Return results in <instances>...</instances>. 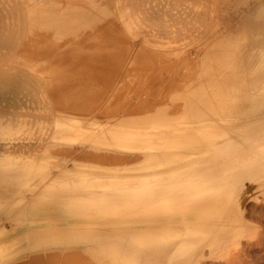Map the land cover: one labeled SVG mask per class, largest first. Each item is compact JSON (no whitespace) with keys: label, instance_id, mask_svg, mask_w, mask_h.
<instances>
[{"label":"rangeland","instance_id":"374dc122","mask_svg":"<svg viewBox=\"0 0 264 264\" xmlns=\"http://www.w3.org/2000/svg\"><path fill=\"white\" fill-rule=\"evenodd\" d=\"M21 1V2H20ZM26 1V0H25ZM25 1H23V0H0V159L2 160H10V162L12 161H14L15 163L14 164H16V163H18V164H16V165H18V166H20V167H23V166H25L26 165V163H27V152H30V151H33V152H38V155L41 153V154H46V151L49 149L51 152H49L48 154H46V155H50L51 157H52V160H49V158L48 159H40V161H38L37 162V165H45V166H49L50 168L52 167V169L54 170V171H56V170H59V169H66V168H68V169H75V170H77V172H79V173H82V175H84V177L86 178L85 180L86 181H88V182H94V181H96V180H99V179H95V178H103L101 181H103V182H106L107 180H121V181H125L126 179H127V181H131V183L133 184V186L135 187L136 186V184L137 183H139V182H141L142 180H144L146 177H152L153 176V173H152V171H150V170H148L147 168L146 169H144V167H143V169H142V166H141V164H144V161H145V150L146 149H143V148H133V149H135V150H133L132 148H126V149H129V150H132L133 152H129V150H128V152L126 151V149L124 150L121 146H120V140H118V139H115V140H107V138H106V136H104V135H102V134H100L101 136H99L98 134H96L97 136L93 139V141L91 142L90 141V143L89 144H86V141H85V139H83V140H79V141H77V142H75V143H71V142H67V141H65L64 142V140L62 139V141L61 140H59L58 138H56V144L55 143H53V144H55V145H53V146H50L49 147V141L51 140V141H53V137H54V135H55V128H56V126H57V123L58 122H66V123H70V120L71 121H81L82 120V123H83V125H84V127H88V126H90V124H89V122L91 123L93 120H95V121H97L96 123L97 124H101V125H105V127H107L108 125H110V126H108V129H110V130H114V131H116V130H119L121 127H123V126H125V125H131L132 124V126L135 124V123H137V122H141V123H143L142 125L143 126H145V125H148L149 126V124H148V122L149 121H151V124H152V122L153 123H162V122H166V121H168L169 120V118H170V120H177L181 115H182V117L184 118V116H185V119H187V120H185V119H180V120H185V124H186V122L188 123L187 125H191V126H200V125H202V124H207V125H213V124H217V122L218 121H221L220 120V118H222V119H224L223 120V122H231V119L233 118L232 116H231V111L230 110H225V114L223 113V114H221V113H218V115L219 116H216V115H214L213 117H216V118H214V119H211V120H204V119H207L208 117H212V115L210 114V116H206L205 114H207V112H206V109H204L205 108V105L206 104H210V105H212V104H214L215 102H173V103H171V102H125V103H123L122 102V100H121V90H122V87H124V85L125 86H129V87H137V88H142V89H152V90H154L155 92L157 91V89H160V87H162L163 86V88L164 87H167V88H175V90H176V93H179L180 94V92L181 91H184V92H182L180 95H182L183 93L184 94H193V93H197V92H210L211 90H214V89H216V90H222V89H225V88H227V87H229V88H231V86H233L234 85V83L232 82V84L230 83L231 81L229 80L230 78H227L228 76H230V74H231V72H233V75H235V76H237V77H246V78H250V77H248V75H250V76H252V74H253V76H252V78H251V82L249 83V86H251L250 87V93H252L253 92V94H252V96H250L251 98L249 99V101H247V102H243L244 103V105H246V104H251V102H255L256 104L255 105H260V103L261 102H264V95H261L260 96V94H256L255 93V91H257V93H259L261 90H260V88H259V86L261 85V82H260V80H261V78H264V73L262 72V71H264V68H263V70H261L260 72H259V70H257L256 68H254V66H256L255 64H256V60L258 59V51H256V50H254L253 49V43L252 42H246V41H244L243 40V36H239V34H240V30L241 29H239V27L240 26H242V19H241V17H239L238 16V12H239V10H240V7L242 6V5H252V6H254V5H260L261 4V6L262 7H264V0H260L259 2H258V0H241V2L239 1V0H227V3H226V1L225 0H222V2H221V0H143V1H141V0H122V1H128L127 2V4H126V2L124 3V2H122L121 0H115V2L116 3H114V0H39L38 2H37V0H36V2H34L35 0H27L26 2ZM29 1V2H28ZM41 1V2H40ZM58 1V2H57ZM62 1V2H61ZM98 1V2H97ZM108 1V2H107ZM130 1H131V3H130ZM139 1V2H138ZM33 2V3H32ZM45 2V3H44ZM46 2H47V4H46ZM49 2V3H48ZM67 2V3H66ZM78 2H80V5L79 4H72V3H78ZM93 2V4H90V3H92ZM95 2H96V4H95ZM113 2V3H112ZM120 2V3H119ZM233 2H235L234 4H233ZM242 2H247V3H242ZM17 3V4H16ZM25 3V4H24ZM27 3H29V5L27 4ZM32 3V4H31ZM55 3H58V4H55ZM62 3V4H61ZM65 3V4H64ZM112 3V4H111ZM123 3V5L125 6L126 5V7H124L123 5H121ZM130 3V4H129ZM133 3H135V5H133ZM138 3H140L139 4V6H140V8H139V6H138ZM148 3V4H147ZM224 3H226V4H224ZM237 3H238V7H234V5L236 6L237 5ZM242 5H241V4ZM22 4L23 5H26V7H25V9L26 10H23V7L24 6H22ZM49 4V5H48ZM108 4V5H107ZM114 4V5H113ZM31 5V6H30ZM128 5H130V8H128L129 6ZM138 7H137V6ZM28 6V7H27ZM48 6V7H47ZM52 6V7H51ZM107 6H108V8H107ZM121 6H123L122 8H121ZM128 6V7H127ZM32 7V8H31ZM64 7V8H63ZM69 7V8H68ZM112 7V8H111ZM120 7V9H122V11H124V10H126V11H128L129 9H131L132 11V14H131V12H130V10H129V12L130 13H128V12H126V11H124V13L122 14L120 11V13L118 12V8ZM132 7V8H131ZM134 7V8H133ZM135 7H136V9H135ZM141 7H142V9H141ZM28 8V9H27ZM72 8H74V9H72ZM105 8V9H104ZM110 8V9H109ZM114 8V9H113ZM116 8H117V10H116ZM127 8H128V10H127ZM137 8H138V10H137ZM227 8V9H226ZM233 8V9H232ZM258 8V7H257ZM256 8V9H257ZM31 9H34L32 12H30L31 11ZM41 10V12H45V14H43V13H38L39 12V10ZM59 9H60V11H59ZM62 9V10H61ZM66 9V10H65ZM67 9H70V10H67ZM78 9H80V10H78ZM84 10V11H86L87 9H92L93 11H96L97 10V12L96 13H99L98 14V16H96V13H93L92 12V16L88 13V12H90V11H87V14L86 13H84L86 16L87 15H90V16H88L87 17V19H88V21H87V23H85L84 21H83V23L84 24H81L82 26H80L79 24L82 22V19H80V18H83V16H84V14H83V12H82V14H83V16H81L82 14H81V11L82 10ZM107 9H109V11L107 10ZM114 11H113V10ZM141 9V10H140ZM10 10V11H9ZM14 10V11H13ZM17 10V11H16ZM101 10H103V11H106L107 10V13L105 14L104 12H102ZM150 10V11H149ZM36 11H38V12H36ZM46 11H47V13H46ZM65 11L67 12V13H69V11H75V12H78V13H73V12H70L69 14H73L74 16H72L71 15V20H69L68 19V17L67 16H70V15H68L67 14V16L65 17ZM98 11H100V12H102V13H104L103 14V17H105V19L103 18V20H105V22L103 23V20H102V18H101V16H102V14L100 13V12H98ZM116 11V12H115ZM175 11V12H174ZM33 12H36V13H33ZM63 12V13H62ZM108 12H109V14H108ZM113 12L115 13V14H122V15H124V16H122L123 18L125 17V19H123V18H120L119 19V17L118 16H121V15H115V14H113ZM118 12V13H117ZM126 12V13H125ZM143 12V13H142ZM32 13H33V15H32ZM57 13V15L59 16H62V17H59V21H58V19H55V18H58L57 17V15H56V17H54L53 15H49V14H56ZM140 13V14H139ZM159 13V14H158ZM34 14H35V16H39V18H41V19H39L38 18V20H36L35 21V17H34ZM41 14V15H40ZM75 14H76V16H75ZM78 14V15H77ZM95 14V15H94ZM107 14L108 15H113V17L116 19V25L118 24V22H119V24L117 25L118 26V28H120V27H122L123 25H125V26H123L124 27V29H125V27L127 28V29H125L126 30V32L124 33V34H127L128 35V33L129 34H131V36L133 35V37L135 38V36H136V39H137V41L136 42H138V43H136L135 42V40L136 39H134V38H132V37H130L129 39H128V41L126 40V38L122 35V33L120 34V32H121V29H118V28H116V31H115V28H114V30L113 31H115V32H117V33H119L120 35H122V37L124 38H122V37H120L119 38V35L118 36H114V35H117V33L115 34L112 30H111V28H113V25H115L114 23H115V21H114V18H113V21H112V19H111V21H110V19L108 20L107 19ZM125 14H127V16H125ZM130 14L132 15V17L130 16ZM161 14V15H160ZM43 15H45L44 17H43ZM99 15H101L100 17H99ZM104 15H106V16H104ZM136 15V16H135ZM138 15V16H137ZM140 15V16H139ZM237 15V16H236ZM47 16H48V18H47ZM94 16H95V18H94ZM117 16V17H116ZM164 16V17H163ZM53 18V20H52V18ZM73 17V18H72ZM77 19V21L78 20H81V21H79L78 23V25L80 26L79 28H81L82 27V29H80L81 31L82 30H84L85 32H86V28L88 27H86V26H84V25H92V24H90V22H89V20H92V21H94V22H96L99 18H101V19H99V20H101V22L103 23L102 25H101V28H100V25L98 24V23H101V22H96V25H92V27H94L95 28V26H96V29L95 30H100V33L99 34H97L99 31H94L93 33H96V35L95 36H98V35H100L101 37H104V38H106V34H107V32H108V29H107V27H108V25H109V27H111L110 26V23H113V24H111L112 25V27L110 28V31L108 32L110 35H108L110 38H111V40L108 38V36H107V38L109 39H104V38H101V40H105L104 42H106V43H104V42H102L103 44H106V47H108V48H106V49H103V47L104 46H102V43H101V40H100V37H97L96 38V40L98 41V38H99V40L100 41H96L95 40V36H93V33H89L90 32V30L92 29V28H90V30H89V27H91V26H89L88 27V33L90 34V35H88L87 34V32L85 33V32H81V34L78 32L79 30H78V25H75L74 23H77V21L75 22V18ZM79 19H78V18ZM96 17H99L98 19L96 18ZM128 17V18H127ZM131 17V18H130ZM135 17L136 18H138L139 17V19H138V22L140 23V24H138V23H136V21H137V19L136 20H133V19H135ZM141 17H143V18H141ZM145 17V18H144ZM163 17V18H162ZM239 17V18H238ZM45 18V19H44ZM61 18L63 19V20H61ZM84 18H86L85 16H84ZM83 18V20H85ZM91 18V19H90ZM94 18V19H93ZM108 18H110V17H108ZM118 18V19H117ZM127 18V19H126ZM133 18V19H132ZM165 18V19H164ZM238 18V19H237ZM36 19H37V17H36ZM72 19H74L73 21H72ZM97 19V20H96ZM108 21H107V20ZM123 20V23H122V26H120V21L119 20ZM130 19H131V21H130ZM141 19V20H140ZM145 19V20H144ZM148 19V20H147ZM194 19L196 20V21H194ZM39 20H43V21H41V24L39 23ZM45 20H46V23H44V26H42L43 24V22H45ZM47 20H49L50 21V23H51V20L52 21H54L56 24H55V27H54V23L52 24L51 23V28H52V30L54 29V31H53V34L51 35L50 33L52 32V30H50L51 28H50V25H49V21H47ZM58 22H57V21ZM121 20V21H122ZM124 20H128L127 22L126 21H124ZM31 21H33L34 23L36 22V24H34L33 22H31ZM38 21V22H37ZM71 21H72V23H71ZM86 21V20H85ZM107 21V22H106ZM133 21V24H134V26L132 25V22ZM220 21V22H219ZM241 21V22H240ZM27 22H31L30 24L29 23H27ZM62 22H64V25H63V27L62 28H60V30H59V27L60 26H62ZM166 22V23H165ZM172 22V23H171ZM34 24V28H33V31H29L31 34H29V33H26V31L28 32V30H29V26L31 25V24ZM37 23H39V29L38 30H40V32L39 31H35L36 29H37V27L38 26H36L37 25ZM60 24V26H59V24ZM89 23V24H88ZM93 23V22H92ZM108 23V25H106V30L104 29V27L103 26H105V24H107ZM127 23L129 24V25H127ZM143 23V24H142ZM221 23H223V24H221ZM241 25H240V24ZM58 24V25H57ZM141 24L144 26H141ZM145 24V25H144ZM148 24V25H147ZM46 25H48L47 27H49L50 29H49V33L47 34V32H46V30L48 29H46ZM53 25V26H52ZM65 25L67 26V29H69V30H71V28L69 27V26H72V28L74 27V28H76L74 31L72 30V31H68L67 32V29H65L66 30V32L67 33H69V36H73V34L72 33H74V35L76 34V33H79L80 35H82V34H84L85 35V37L83 38V37H77V36H75V38H73V37H70L69 39H71V38H73L72 39V41H70L69 39H68V35L66 34V32H65V30H64V27H65ZM115 25V26H116ZM139 25V26H138ZM221 25V26H220ZM27 26H28V28H27ZM59 26V27H58ZM114 26V27H115ZM116 26V27H117ZM130 26V27H129ZM223 26V27H222ZM247 26H249V27H247L248 29H249V31L250 32H252V33H255L257 30H259L260 32H263L262 34H264V25H262V24H255V25H253V24H251V25H247ZM36 27V28H35ZM42 29H41V28ZM139 27V28H138ZM153 27V28H152ZM157 29V33H159V34H157L156 33V35H155V33H153V32H155V28ZM32 27H30V29H31ZM46 30H45V29ZM58 28V29H57ZM84 28V29H83ZM94 28H93V30H94ZM128 28H129V30H128ZM137 28H138V30H137ZM141 28V29H140ZM146 28V29H145ZM148 28V29H147ZM150 28H151V30H150ZM181 28H182V30H181ZM222 28V29H221ZM238 28V29H237ZM241 28V27H240ZM35 29V30H34ZM57 29V30H56ZM104 29V30H103ZM117 29H118V31H117ZM141 31H140V30ZM153 29V30H152ZM166 29H167V32H166ZM169 29V30H168ZM237 31H236V30ZM45 30V31H44ZM59 30V31H58ZM125 30H123L122 29V31L124 32ZM137 30V32L135 33V31ZM143 30V31H142ZM144 30H146V31H144ZM147 30H149V31H147ZM171 30V31H170ZM101 31H103V32H101ZM153 31V32H152ZM232 31V32H231ZM238 31H239V33H238ZM248 31V30H247ZM33 32H35L36 33V35L38 36H36L35 35V33H33ZM37 32H39V35H38V33ZM91 32H92V30H91ZM110 32H113L114 33V35H113V33H110ZM128 32V33H127ZM142 33V35H140L139 33ZM144 32H149V34H150V32H151V34H153V37L154 38H151V37H149V35H148V33H147V37L148 38H146L145 37V35L144 34H146V33H144ZM174 32V33H173ZM222 32V33H221ZM59 33V34H58ZM106 33V34H105ZM144 33V34H143ZM162 33H164V34H162ZM166 33H168V35H169V38H168V40H169V42H170V40L172 39H174V40H176L175 42H174V40H173V44L175 45V46H173L172 45V43L171 44H169V43H167V44H169L170 46L172 45V49L174 50V52H172V53H176L175 55H174V57H172V58H169V57H171V55L173 56V54H169V52H171V47L170 46H168L167 44H166V42L168 41V40H165V36H168ZM185 33V34H184ZM192 33V34H191ZM229 33H234V34H236V35H238V38H237V40L236 39H233L232 37H231V40H230V42L228 41V43L230 44V43H232L233 42V46L231 45V46H229V45H226V44H228V43H226V44H224L223 45V42H225L224 40H229V39H227V37H230V35H229ZM238 33V34H237ZM27 34H29V35H31V36H29V37H31V40H32V38H34V37H32V35L34 34V36H36V38L37 39H35L34 38V40H38V44L37 43H32V41H34V40H30L29 41V43L27 42L28 41V39H30V38H28L27 39ZM50 34V35H49ZM54 34H55V36H54ZM58 36H62L60 39H61V41H62V38L64 39L62 42L60 41V39H58L57 37V35ZM87 34V35H86ZM102 34H104V36L102 35ZM134 34H135V36H134ZM162 34V35H161ZM173 34V36H170V35H172ZM191 34V35H190ZM233 34V35H234ZM49 35V36H48ZM76 35H78V34H76ZM92 35V36H91ZM126 35V36H127ZM140 35V36H139ZM144 35V36H143ZM161 35V36H160ZM175 35H176V39H175ZM219 35V36H218ZM225 35V36H224ZM227 35V36H226ZM236 35H234L235 36V38L237 37ZM54 36V37H53ZM86 36H90V37H94V39L92 40V39H90V38H86ZM112 36H114V37H112ZM128 36H130V35H128ZM128 36H127V38H128ZM143 36V38H142V40L143 41H141V38L140 37H142ZM159 38H158V37ZM192 36H194V37H192ZM206 36L208 37V38H206ZM210 36H212V37H210ZM233 36V37H234ZM77 37V38H76ZM118 37V38H117ZM163 37V38H162ZM171 37H173V38H171ZM224 37H226V39L224 38ZM81 38V39H80ZM83 38V39H82ZM85 38H86V40L88 41V39H90V44L89 43H87V42H85L86 40H85ZM132 38V39H131ZM154 41H152V43L151 44H149V42L148 43H146V41H149V40H151V39ZM160 38H162V39H160ZM190 38H192V39H190ZM203 38V39H202ZM204 38H205V40H204ZM222 38V39H221ZM24 39H27V41H25ZM55 39H57V43L59 44H61V45H59V46H62V47H60L61 49H59V48H57L56 46H58V44L56 43V40ZM115 39H116V42H115V44L117 43V41H118V43L117 44H119V45H115L113 42L115 41ZM131 39V40H130ZM134 39V40H133ZM147 39V40H146ZM149 39V40H148ZM156 39V40H155ZM160 40V41H158V43H156V41L157 40ZM240 39H242V40H240ZM95 40V41H94ZM119 40H121V41H119ZM130 40V41H129ZM132 40H133V42H132ZM146 40V41H145ZM171 40V41H172ZM222 40V41H221ZM237 42H236V41ZM241 41V42H238V41ZM27 42V44H26V47L25 48H23L24 50L23 51H21V53H20V55H22V53L25 55V60L27 59L28 61L27 62H30L29 61V59H28V57L26 58V56L28 55H30V60L32 59L33 61H35L34 59H36L37 57L36 56H39V57H41V60H39L38 61V63H40V64H38L37 63V59H40L39 57L36 59V64L35 63H33V61L31 62L32 64H28V63H26V62H24L23 63V60H22V58L20 57V59L19 60H17L18 59V56H20V55H18L19 53H18V49H20L21 48V46H22V42ZM39 41H40V43H39ZM51 41V42H50ZM92 41H94L93 42V44L91 43ZM113 41V42H112ZM179 41H180V43H182L181 45L179 44ZM202 41V42H201ZM35 42V41H34ZM42 42H49L48 44H46V43H43V44H41ZM113 43V45H110V44H112ZM128 42L130 43V45L128 44ZM132 42V43H131ZM141 42H143V44L145 43L146 45H144V47L146 46L147 48H148V46L151 48V49H153V51L152 50H144V49H146V48H144L143 46H141V48H140V50H139V47H140V45L142 44ZM222 42V43H221ZM244 42V43H243ZM245 42H246V44H245ZM32 43V44H31ZM97 43V46H98V51H100V54H95L94 52H93V47H91V50H92V52L97 56H93V58H92V55L93 54H91V53H89V52H91L90 50H89V48H90V46H92V45H94V44H96ZM123 45V47L121 46V44ZM135 45H134V44ZM186 43V44H185ZM202 43V44H201ZM214 43V44H213ZM240 44V46H239V44ZM258 42H256V44H257ZM51 44V46L50 47H47V45L49 46ZM63 44V45H62ZM87 44V45H86ZM107 44H109L111 47L112 46H116V48H117V51H118V49L121 51V49H122V53L120 52L119 54L120 55H118V53H117V56L115 55V54H113V53H115V52H113V51H111V53L110 54H108L109 52H107L109 49L111 50V48H109L110 46L109 45H107ZM126 44H128L127 45V47L125 46ZM142 44V45H143ZM149 44V45H148ZM152 44H154L153 46H154V48L152 47ZM162 44V45H164L163 47H161L160 48V45ZM167 46H166V45ZM191 44V45H190ZM205 44V45H204ZM215 44H217L215 47L213 46V45H215ZM32 45V46H31ZM46 45V46H45ZM87 46V48H88V50H87V48L86 47H83L82 48V46ZM151 45V46H150ZM161 45V46H162ZM185 45V46H184ZM203 45V46H202ZM229 46L228 48L229 49H231V47H233L234 48V45H237V46H239V48L241 47V45H242V50H241V48H240V50L238 49V51L239 52H237L236 50H234L235 51V53H236V55H235V53H234V51L233 52H230L231 50H229V53H231V55L233 54V55H235V56H231V61L232 60H235L234 58H236V60L235 61H233V64H231V61H229L228 59V56H230L229 55V53L228 52H226V49L225 50H223L224 48H222L221 46ZM23 46H25L24 44H23ZM97 46H95L96 47V49H97ZM118 46H121L122 48L120 49ZM125 46V47H124ZM184 46V48L183 49H181L182 47ZM211 46H213L214 47V49H213V47H211ZM219 46V47H218ZM250 46V47H249ZM55 47L57 48V49H55ZM94 47V48H95ZM142 47H143V49H142ZM160 49H159V48ZM178 47L181 49V50H179L178 49ZM186 47V48H185ZM206 47V48H205ZM219 49H218V48ZM220 47H221V49H222V52H221V49H220ZM236 47V46H235ZM247 47H249L250 48V50L247 48ZM113 48V47H112ZM124 48V49H123ZM125 48H126V50H125ZM128 48V49H127ZM129 48H131V49H129ZM134 48H136L135 50H134ZM169 48V49H168ZM203 48H205V49H203ZM209 48H210V50H209ZM212 48V49H211ZM236 48H238V47H236ZM246 48V49H245ZM31 49H32V52H33V56L31 55V52H29V51H31ZM65 51H64V50ZM138 49V50H137ZM154 49H155V51H154ZM57 50H63L61 53L58 51L57 52ZM113 50H115V48H113ZM130 50V51H129ZM146 51L145 52V54L143 53V51ZM161 50V51H160ZM172 50V51H173ZM176 50V51H175ZM189 50H190V52H189ZM208 50V52H206ZM217 50H218V52H217ZM19 51V52H20ZM66 51H68V53H66ZM98 51L96 50V52L98 53ZM126 51H128L127 53L128 54H126L125 52ZM135 51H136V54H135ZM139 51V53L138 54H140V55H138V56H136L137 55V52ZM140 51L143 53V55H142V53H140ZM147 51H148V53H147ZM151 51V52H150ZM162 51H164V52H162ZM166 51V52H165ZM180 51H181V55H180ZM213 53H212V52ZM241 51V52H240ZM248 51V52H247ZM252 51L254 52V54L252 53ZM18 54H17V53ZM75 52H76V54L78 53V55H76L75 54ZM102 52H106L107 54L105 55H102L103 53ZM119 52V51H118ZM168 52V53H167ZM179 52V53H178ZM196 52V53H195ZM205 52V53H204ZM246 52V53H245ZM250 52L253 54V56L254 57H252V56H250V55H252V54H250ZM30 53V54H29ZM44 53L45 54H47L46 56H47V58L45 59L44 58ZM53 53H55V54H53ZM57 53H59L58 55L60 56V57H63L61 60H64L65 61V59H66V56H67V58H68V61H69V65H67L68 64V61L66 60L65 62H67L66 63V66L65 65H62L63 67H61L60 65H59V63H60V61L61 60H59L60 59V57H58V55H57ZM62 53H64L63 55H62ZM66 53V54H65ZM134 53V54H133ZM155 53H156V55L158 54V56H155ZM166 53L167 54H169L168 55V57L167 56H165L164 57V54L166 55ZM198 53H199V55H198ZM227 53V54H226ZM238 53L240 54L239 56H238ZM242 53V54H241ZM245 53V54H244ZM15 54H17L18 56L16 57V55ZM53 54V55H52ZM76 55V57L77 58H79V59H82V57L84 58V59H82V60H78V59H76V58H74V55ZM151 54V56H149ZM178 54H179V56H178ZM191 56H190V55ZM207 54V55H206ZM220 54H223V56H224V54H225V56L224 57H222V55H220ZM247 54H248V56H250V58L247 56ZM57 55V56H56ZM80 55H83L81 58H80ZM99 55H101V56H104V57H98ZM108 55V56H107ZM110 55H112V56H110ZM113 55H115L117 58H115V59H113V58H110V59H112V61L113 60H115V62L117 63L116 65H123L124 64V62H125V64L123 65L124 66V69H123V66H122V68H120L121 70H119V67L117 68L116 66H115V62L114 63H112L111 61H110V59H109V57H114ZM122 55V56H121ZM127 55H130L129 57H130V59H129V57H127ZM148 55V56H147ZM155 57H154V56ZM183 55V56H182ZM185 55V56H184ZM187 55H189V56H187ZM205 55V56H204ZM210 55V56H209ZM216 55H218V56H216ZM134 56V57H133ZM195 57L196 56V58H194L195 60H191V59H193V57ZM202 56V57H201ZM227 56V57H226ZM238 58H237V57ZM245 56V57H244ZM247 56V57H246ZM12 57H15V58H12ZM31 57H33V58H31ZM52 57V60L50 59V58ZM64 57H65V59H64ZM96 59V60H94L95 61V63L93 62V60L91 59ZM96 57V58H95ZM106 57H108V58H106ZM119 57V58H118ZM137 57V59H135ZM142 57H143V59H144V61L146 62H144L143 61V59H142ZM182 57V58H181ZM232 57H234V58H232ZM50 59V61H53L54 59L56 60V58H58V61H59V63L57 64V62L55 63V60L53 61L54 63V65L56 66V64H57V66L55 67L54 65H52V62H50L49 60H47V59ZM54 58V59H53ZM99 58V59H98ZM133 58H134V60H135V62H134V60H133ZM149 58H150V60H149ZM158 58V59H157ZM202 58V59H201ZM214 58V59H213ZM225 58H226V61L224 62V60H225ZM255 58V59H254ZM14 59H16L15 61H13ZM45 59V60H44ZM78 60V62L76 61V60ZM86 59H88V60H86ZM89 59H91V60H89ZM102 59H103V61H102ZM105 59H106V61H105ZM116 59H119L120 61H121V59H122V61L123 62H120L119 60V62L120 63H122V64H120V63H118V61H116ZM128 59V60H127ZM133 60V63H131V64H133L134 66H132L131 64H130V61H132ZM170 59V60H169ZM175 59V60H174ZM178 59V60H177ZM205 59V60H204ZM210 59V60H209ZM248 59H249V62H247L248 61ZM24 60V61H25ZM73 60V61H72ZM86 60V61H85ZM98 60H99V62H98ZM138 60V61H137ZM167 60V61H166ZM169 60V61H168ZM172 60V61H171ZM179 61V62H177V61ZM189 60V61H188ZM207 60V61H206ZM251 60V61H250ZM255 60V61H254ZM20 61V62H19ZM46 61H49L48 63H51V66H49L48 65V63L46 62ZM83 61H85V63H87V65L86 66H84L85 64H84V62ZM87 61H89L90 63L92 62L93 63V66H92V63L91 64H89V62H87ZM97 61V62H96ZM142 61V62H141ZM152 61V62H151ZM157 61V62H156ZM193 61V62H192ZM204 63H203V62ZM209 61H210V63H212L213 65H214V67L215 68H217V69H215L213 66H212V64H209ZM212 61V62H211ZM220 61V62H219ZM223 62V65H222V62ZM229 61V62H228ZM9 62V63H8ZM19 62V63H18ZM62 62V61H61ZM65 62H64V64H65ZM80 62V66L82 65V66H84V67H87L88 66V68L86 69V68H84V67H79V65H78V63ZM82 62V63H81ZM103 62V63H102ZM105 62V63H104ZM109 62L110 63H112V65H113V68H115V69H117L116 71H114V69L112 68V66H109ZM148 62V63H147ZM183 62V63H182ZM227 62V63H226ZM251 62V63H250ZM25 63L27 64V65H25ZM63 63V62H62ZM96 63H97V65H96ZM105 65L106 64V66H109V67H106V66H104V68H105V70H103L104 68H103V65ZM128 63V64H127ZM135 63V64H134ZM140 63V64H139ZM154 63V64H153ZM220 64V66H218L219 64ZM227 65H226V64ZM242 63H243V65H242ZM254 63V64H253ZM14 64H16V65H14ZM17 64H18V66H17ZM22 64H24V67H29L28 68V70H27V68H24V67H19V65L20 66H22ZM61 64V63H60ZM148 64V65H147ZM31 65H34V66H31ZM40 65V66H39ZM41 65H42V67H45L46 68V70H45V68L44 69H42V68H39V67H41ZM71 65H72V70H71V72L70 71H68L70 74H72V73H74V71L75 70H73V69H76L77 67V69H81L80 71L79 70H77L76 69V71H78L76 74H75V76L77 75V74H79V76L81 75V71H82V68H84V69H86L85 71L83 70L82 71V74H88V73H92V70H93V72L95 73V76L98 74L100 77H102V80H101V78L99 77V80L101 81V82H103V83H101L100 84V82H99V80L98 81H96L95 82V78H98V77H95L94 76V74L92 75L93 77H95V78H93L90 74H88L90 77H89V79H90V82H89V80H87L88 78V76L86 77V76H84V78H82L81 76V78L83 79H81V81H80V79H79V77H76L78 80V82L77 83H84V84H87V83H85V82H87L88 81V84H91V85H94V86H96V87H93L92 89L93 90H91V91H93L94 92V94H93V92H92V94L94 95V97L95 98H93V97H91L90 98V95H91V93L89 94V92H91L89 89H88V85H85V86H83L84 87V89H85V92H86V90H87V93L89 94V100H91V99H93V102L94 103H96V104H92L93 102H90V104L88 103L89 102V100H87V101H85L84 100V102H83V100H82V102H83V104H85L84 106H85V110H86V112L89 114V116H90V118L89 119H86L87 117H89L88 115H85V111L83 110V108H80V107H82L83 106V104L81 105L80 104V102H79V104L77 103V101H79L80 100V98L83 96L84 97V95L82 94V96L81 97H79L80 96V94H79V99H77V94L78 93H81V92H84V89H83V87H81V89H83V90H81L80 89V87H77V90L78 89H80V91L78 90V92L76 93V89H74L75 88V86H78V84L76 83V80L74 79L75 77H74V75H70L68 72H66L67 71V69H69V67H71ZM77 65V66H76ZM89 65H91V66H89ZM99 65V66H98ZM101 65H102V67H101ZM118 65V66H119ZM139 65V66H138ZM140 65H142V66H140ZM180 65H182V67L180 66ZM207 65V66H206ZM225 65H226V67L228 68L229 67V70L231 69V71L229 72V70H228V72L230 73H227V72H224L225 70H224V68H225ZM237 65H239V67H237ZM251 65H253V67L251 66ZM58 66H60V67H58ZM69 66V67H68ZM74 66V67H73ZM75 66H76V68H75ZM95 66H96V68H95ZM98 66V67H97ZM115 66V67H114ZM125 66H127V69H126V67ZM137 66V67H136ZM176 66V68H174ZM190 66V67H189ZM210 66H212V68H210L209 69V67ZM241 66V67H240ZM244 66V67H243ZM39 69H41L40 70V72L41 71H43V73L44 72H47V77H45L46 76V74L44 75L42 72L40 73V72H37V70H38V68ZM53 67H55L56 68V71H55V68H53ZM58 67V68H57ZM65 67V68H64ZM91 67V72L88 70L89 68ZM94 67V68H93ZM121 67V66H120ZM180 67V68H179ZM192 67V68H191ZM199 69V71H198V69ZM234 67H236V69L237 70H235V68ZM243 67V68H242ZM60 68L63 70H66V71H64L63 70V72H62V70H60ZM98 68V69H97ZM108 68V69H107ZM111 68V69H110ZM170 68H171V70H170ZM215 69V70H213V71H215L216 72V77H214V79L216 80L217 79V75H218V78L219 79H217V80H220L219 81V83H216V82H218L217 80L215 81V82H210V81H214L212 78H211V76L213 77L214 75L213 74H215V72H213L212 71V69ZM221 68V69H220ZM227 68H225V69H227ZM37 69V70H36ZM54 69V70H53ZM71 69V68H70ZM126 69V70H125ZM174 71H173V70ZM182 69V70H181ZM192 69V70H191ZM200 69H201V72H200ZM202 69H207V70H202ZM219 69V70H218ZM240 69V70H239ZM36 70V72H34ZM47 70H49V71H47ZM98 70H100V71H102V72H98ZM161 70V71H160ZM177 70V71H176ZM197 70V71H196ZM212 71L213 72V74H210L211 76H210V79L211 80H209V81H207L206 80V76L205 75H207V73L209 72V71ZM233 70V71H232ZM241 70H243V72L242 73H244L245 72V74L247 75V76H245V75H242L241 76V72H239V71H241ZM57 71H59L60 73V75H61V77L59 76V79L61 80H58V78H56V72ZM97 71V72H96ZM108 71V72H107ZM112 71H114L113 73H112ZM119 73H118V72ZM190 71H192V73L190 72ZM204 71H206V73L204 72ZM227 71V70H226ZM66 72V73H65ZM85 72V73H84ZM104 72V73H103ZM109 72H110V75H109ZM121 72H122V74H121ZM128 72V74H126L125 75V73H127ZM172 72V73H171ZM174 72H176L175 74H176V76L173 74ZM204 72V73H203ZM36 73V74H35ZM48 73H49V75H52L53 74V77L52 76H50L49 77V75H48ZM52 73V74H51ZM58 73V72H57ZM101 73V74H100ZM106 73H107V75H106ZM115 73V74H114ZM117 73H118V75H117ZM143 73V74H142ZM170 73H171V75L172 76H174L173 78H174V80H173V78H172V76H170ZM197 73V74H196ZM200 73V74H199ZM223 73H226V74H229L228 76L225 74V76H223ZM241 73V74H240ZM257 73H258V75H257ZM43 74V75H42ZM64 74V75H63ZM131 74H133V75H131ZM154 74H156L155 75V77H154ZM165 74H167L166 75V77H165ZM196 74V75H195ZM209 74V73H208ZM254 74H255V76H254ZM34 75V76H33ZM39 77H38V76ZM67 75V76H66ZM97 75V76H98ZM120 75V76H119ZM123 75V76H122ZM153 75V76H152ZM160 75V76H159ZM161 75H164V77L162 76L161 77ZM193 75V76H192ZM199 75H201V77L199 76ZM203 75V76H202ZM232 75V74H231ZM232 75V76H233ZM65 76V77H64ZM71 76V77H70ZM72 76H73V78H72ZM104 76V77H103ZM113 76V77H112ZM146 76V77H145ZM200 78H202L201 79V84H199L200 86H198V88H196L197 86L196 85H198V81H200V80H197V79H199V77ZM220 76V77H219ZM37 77V78H36ZM46 78V80H47V82H48V84H51V83H53L54 85H48V84H46L47 85V87H48V89L50 88V90L51 89H54V91L53 92H51V91H46V90H48L44 85H45V83H46V80L44 79L43 80V78ZM49 77V78H48ZM63 77V78H62ZM67 77H69V78H67ZM127 77H130V78H128L129 79V81H128V79H127ZM131 77L132 78H134V79H131ZM140 77V78H139ZM144 77H145V79H147L148 81V83H146V80H142V79H144ZM149 77H150V79H149ZM159 77V78H158ZM171 78V79H169V78ZM188 77V78H187ZM206 77V78H205ZM227 78V80H226V78ZM256 77V78H255ZM57 79V80H55V81H53L52 79ZM64 78H65V80H64ZM87 78V79H86ZM93 78V79H92ZM106 80V83L104 82L105 80ZM123 78V79H122ZM165 78V79H164ZM203 78H205V79H203ZM209 78V77H208ZM40 79H42L41 81H40ZM50 79V80H49ZM63 79V80H62ZM73 80L74 81V84H72L73 83V81H71V82H69V84H71V85H69L68 84V81H66V80ZM110 79H111V81H113V82H111L110 81ZM115 79V80H114ZM120 79V80H119ZM127 79V80H126ZM136 79V80H135ZM141 79V80H140ZM152 79V80H151ZM159 80V79H161V80H159L158 82H157V80ZM195 79H196V81H195ZM221 79H222V81H221ZM86 80V81H85ZM91 80H93L92 82L93 83H91ZM131 80V81H130ZM134 80V81H133ZM154 80V81H153ZM156 80V81H155ZM165 80V81H164ZM190 80V81H189ZM203 80V81H202ZM204 80H206V82H208V85H207V83L204 81ZM51 81H53V82H50ZM83 81V82H82ZM120 81H121V83H120ZM134 83H133V82ZM145 81V82H144ZM177 81H179V82H177ZM229 81V82H228ZM44 82V83H43ZM58 82V83H57ZM60 82H62V84H65L64 86H62L63 87V89L65 88V91L66 92H69V91H71L70 89L72 88V87H74L72 90H73V92L71 91V95H73L74 93L76 94H74L75 96H76V98H74L73 96V100L70 98V94H68L67 93V95H69V96H65L64 94H66L65 92L63 93V95H64V97H62L63 95H62V93L61 92H63V91H61L62 89H59L58 90V88L57 89H55V88H52V86L53 87H56L55 85H58ZM66 82V83H65ZM100 84V87H98L97 85H98V83ZM110 83V84H112V86H110V84L108 85V83ZM117 83V86H119V84H121V86H120V88L119 87H117L116 86V83ZM125 82V83H124ZM130 82V83H129ZM140 84H139V83ZM163 82L165 83V85L163 84ZM174 82V83H173ZM180 82H182V84L180 83ZM195 82H196V84H195ZM203 82V83H202ZM105 83V84H104ZM119 83V84H118ZM131 83H133V84H131ZM144 83H146V85L144 84ZM161 83V84H160ZM185 85H184V84ZM200 83V82H199ZM209 83H211V84H209ZM213 83V84H212ZM214 83H216V84H214ZM61 84V83H60ZM59 84V85H60ZM61 84V85H62ZM67 84V85H66ZM77 84V85H76ZM104 84V85H103ZM188 84V85H187ZM203 84V85H202ZM217 84H220V85H217ZM228 84V85H227ZM58 85V86H59ZM61 85L59 86V88H61ZM69 85V86H68ZM73 85V86H72ZM80 86L81 85H83V84H79ZM91 85L89 86V88L91 87ZM105 85H107V86H105ZM123 85V86H122ZM131 85V86H130ZM139 85V86H138ZM144 85V86H143ZM153 85V86H152ZM176 85V86H175ZM177 85H179V86H177ZM254 85V86H253ZM72 86V87H71ZM108 86H109V88H110V90H109V88H108ZM143 86V87H142ZM148 86V87H147ZM86 87V88H85ZM101 87L103 88V90H104V92H103V90L101 89ZM179 87H181V88H179ZM186 87V88H185ZM255 87V88H254ZM46 88V89H45ZM97 88V89H96ZM101 90H100V89ZM108 88V89H107ZM179 88V89H178ZM185 88V89H184ZM228 88V89H229ZM44 89V90H43ZM69 89V90H68ZM99 89V90H98ZM108 91H107V90ZM177 89L179 90V91H177ZM181 89V90H180ZM41 90H43V91H41ZM57 92H56V91ZM68 90V91H67ZM75 90V91H74ZM88 90H89V92H88ZM113 90H115V92H116V94H115V92L113 91ZM120 90V91H119ZM226 90V89H225ZM107 91V92H106ZM47 92H51V95H48V94H50V93H47ZM55 92V93H54ZM58 92H59V94H58ZM84 92V93H85ZM97 92H98V94H97ZM105 92L107 93V95L109 96H107L106 94H105ZM114 94H113V93ZM46 93V94H45ZM52 93H53V95L54 94H56V95H58V96H55V97H59V95L62 97V98H64L63 100H65V102H68V97H69V100L71 99L73 102H74V99L76 100V102L74 103V104H76V107H77V105H78V108H76L75 107V105H73V102L72 101H70V102H68V104H69V106H68V104H66V103H64V102H62L63 100H62V98L60 99V98H56V100L54 99L55 97H53L52 99H51V96H53L52 95ZM70 93V92H69ZM73 93V94H72ZM86 93V94H87ZM109 93V94H108ZM111 93V94H110ZM119 93V94H118ZM228 93V92H227ZM256 94V95H255ZM42 95H43V97H42ZM93 95H91V96H93ZM106 95V96H105ZM114 95V96H113ZM110 96H111V98H110ZM256 96V97H255ZM81 98V99H85V97L84 98ZM86 97V98H87ZM98 97H100V98H104L103 99V102H102V100H100V99H98V100H100L101 102H99L96 98H98ZM66 98V99H65ZM87 98V99H88ZM106 98H108L107 100H106V102L107 103H105V99ZM207 100H209V99H195V98H193V99H191V101H207ZM210 100H212V99H210ZM224 101H232V98H231V92L230 93H228V96L226 97V98H224L223 99ZM57 101H59L58 102V106L55 104V106L53 105L54 103H57ZM61 101V102H60ZM62 103V104H61ZM99 103H101V104H99ZM183 103V104H182ZM216 103H219V102H216ZM231 103H234V102H221V104H231ZM48 104L51 106V108H49L48 107ZM60 104V105H59ZM71 104H72V106L73 107H70L71 106ZM87 104V105H86ZM91 104L93 105V106H91ZM103 104V105H102ZM109 104V105H108ZM175 104V105H174ZM39 105V106H38ZM67 105V106H66ZM88 105H90V106H88ZM94 105H96V106H94ZM105 105L106 106H110L109 108L108 107H106L105 108ZM134 105H135V107H134ZM164 105V106H163ZM184 105V106H183ZM186 105V106H185ZM188 105H192V109L190 110L189 109V106ZM262 105V104H261ZM53 106V107H52ZM58 108H57V107ZM62 106H63V108H62ZM67 108H69V110H71L72 112L70 113V111L68 110V108H67V110L65 109V107ZM86 106H88L89 107V109H88V107L86 108ZM139 106H140V108H139ZM169 106H170V108H169ZM172 106V107H171ZM183 106V107H182ZM60 107V108H59ZM91 107H92V109H93V107H94V109H93V115H92V109H91ZM96 107V108H95ZM102 109H101V108ZM163 107H165V110H164V108ZM185 107V108H184ZM214 106H212V107H210V108H213ZM56 108L57 109H59V112H61V113H63L64 115H66V114H68L69 116H66V118L64 117V115L62 116H60V114H59V117L61 118H59L58 117V114H57V117H56V114H54V113H57V111H56ZM74 108H76L77 110H74ZM81 110H80V109ZM145 108V109H144ZM148 108V109H147ZM171 108H172V112H171ZM175 108V109H174ZM183 108V109H182ZM191 108V107H190ZM78 109H79V112H82V115H81V113L79 114L78 112H76V111H78ZM88 109V110H87ZM97 109V110H96ZM105 109H107L106 111H105ZM131 109V110H130ZM140 109H142V112H141V110ZM153 109H155V110H153ZM159 110V111H157V110ZM170 109V110H169ZM182 109V110H181ZM189 110V112L190 113H188V111H186V110ZM65 110V113L63 112ZM75 112H74V111ZM100 110H101V113H99L100 112ZM104 110V111H103ZM115 110V111H114ZM139 110V111H138ZM183 110H185V111H183ZM56 111V112H55ZM66 111H68V112H66ZM91 113H90V112ZM94 111H96V112H94ZM112 111H114V112H112ZM119 111V112H118ZM154 111H156L157 113H158V115L160 116H156V122L155 121H153L154 120V117H151V118H149L150 116L148 115V114H150L151 115V113L152 114H156ZM164 111H166L167 112V114L166 115H168L167 117H165V115H164ZM203 111V112H202ZM205 111V112H204ZM74 112V114H72ZM133 112V113H132ZM151 112V113H150ZM227 112V113H226ZM86 113V114H87ZM120 113V114H119ZM161 113V114H160ZM186 113H187V115L189 114V116L192 114V118H191V116L190 117H188V116H186ZM77 114H79V115H77ZM97 114V115H96ZM130 114V115H129ZM146 114V115H145ZM178 114V115H177ZM183 114H184V116H183ZM221 114V115H220ZM72 115H74L73 117H75V116H77V118H73L72 117ZM99 115H101L100 117H99ZM140 115L142 116H146V117H148V120H147V118L145 117V119H144V117L142 118L141 117V120H140ZM148 115V116H147ZM177 117H176V116ZM170 116H172V117H174V118H171ZM193 116H194V118H193ZM79 117V118H78ZM81 117H84V118H82V119H80ZM158 117V118H157ZM212 117V118H213ZM220 117V118H219ZM63 118V119H62ZM68 118L70 119V120H68ZM94 118V119H93ZM107 118H111V121H110V119H107ZM122 118V119H121ZM128 118V119H127ZM130 118V119H129ZM133 118H135V119H133ZM175 118H177V119H175ZM60 119V120H59ZM109 122H112V120H113V122L115 123V124H111V123H109L108 124V121ZM118 119H119V121H118ZM138 119V120H137ZM143 119V120H142ZM189 119V120H188ZM193 119H194V121H193ZM198 120V121H196V120ZM210 119V118H209ZM103 121V122H101V121ZM104 120H106V121H104ZM118 122H117V121ZM120 120H121V122H120ZM127 120H129V121H127ZM134 120H137V122L136 121H134ZM146 120V121H145ZM165 120V121H164ZM192 120V121H191ZM254 120H257V119H254ZM73 121V122H74ZM94 121V122H95ZM126 121H127V123H126ZM157 121H160V122H157ZM189 121H191V122H189ZM204 121V122H203ZM214 121H215V123H214ZM72 122V123H73ZM107 122V123H106ZM117 122V123H116ZM213 122V123H212ZM105 123V124H104ZM119 123V124H118ZM108 124V125H107ZM145 124V125H144ZM150 124V125H151ZM163 124V123H162ZM115 126V127H114ZM147 127V126H146ZM162 129H164L165 127H166V125H162V126H160ZM115 128V129H114ZM107 129V130H108ZM62 132V131H61ZM62 133H64V134H62ZM61 134H60V132L59 133H57V135H62V136H65V135H67L69 132H62ZM85 134H87L88 132L86 131V132H84ZM117 140V141H116ZM50 141V142H51ZM58 141H61L62 142V144H63V142H64V144L62 145V144H60ZM106 141V142H105ZM111 142H112V144H111ZM45 143V144H44ZM97 143V144H96ZM109 143V144H108ZM116 143V144H115ZM38 144V145H37ZM52 143H50V145H51ZM75 144V146H73ZM76 144H78V146L76 145ZM46 145H47V148H46ZM63 147H62V146ZM81 145H83V146H85L86 147V149H84L83 148V146H81ZM111 147H110V146ZM114 145H116V147L114 146ZM36 146V147H35ZM42 146V147H41ZM61 146V147H60ZM108 146V147H107ZM119 146H120V148H119ZM64 147H66L65 149H64ZM69 147V148H68ZM75 147V148H74ZM93 147L95 148V149H93ZM115 147V148H114ZM34 148V149H33ZM53 148V149H52ZM55 148V149H54ZM61 148V149H60ZM72 148H73V150H72ZM89 148H90V150H89ZM104 148V149H103ZM108 148V149H107ZM118 148V149H117ZM39 149V150H38ZM83 149L84 150H86V151H83ZM114 149H116V150H114ZM121 150L122 149V151H118V150ZM48 150V151H49ZM54 150V151H53ZM58 150L60 151V152H58ZM77 152H76V151ZM92 150H94V151H92ZM105 150H106V152H105ZM124 150V151H123ZM138 150H139V152H138ZM73 151H75V152H73ZM79 151V152H78ZM83 152V153H81V152ZM100 151V152H99ZM103 151V152H102ZM134 151H136V152H134ZM141 151H143V152H141ZM23 152V153H22ZM26 152V153H25ZM55 153V155H54V153ZM63 152V153H62ZM86 154H85V153ZM96 152H98L99 154H97ZM109 152H111V153H109ZM89 153V154H88ZM102 153V154H101ZM109 153V155L107 156L106 154H108ZM54 155V157L52 156V155ZM72 154H73V156H72ZM74 154H76L75 156H74ZM96 156H95V155ZM112 154H114V155H112ZM112 155V156H111ZM118 157H117V156ZM122 155V158L120 157V156ZM123 155H124V157H123ZM58 156V158H63V160H60V162H59V160L58 159H55V157H57ZM62 156V157H61ZM65 156V157H64ZM71 156H72V158L73 157H75L74 159H72L71 158ZM100 156V157H99ZM125 156H129V157H125ZM69 159H68V158ZM79 157V158H78ZM140 157V158H139ZM71 158V159H70ZM81 158V159H80ZM118 158V159H117ZM65 159H67V161L65 160ZM90 159V160H89ZM96 159V160H95ZM103 159H105V160H103ZM126 159V160H125ZM49 160V161H48ZM66 161V162H63V161ZM71 160V161H70ZM77 160V161H76ZM89 160V161H88ZM112 160V161H111ZM139 160V161H138ZM197 158H186L185 160H182V161H179V162H176L175 164H170V165H168V166H165V167H163V172L164 173H167V172H169V171H172L173 169H180V170H182V169H189V167H191L193 164H194V162H197ZM62 161V162H61ZM73 161H76V162H73ZM78 161H80V163L83 165H81V166H77V164H80V163H78ZM83 161V162H82ZM96 161V162H95ZM70 162H72V165H70L71 163ZM85 162H86V164H85ZM91 162V163H90ZM101 162V163H100ZM133 162V163H132ZM75 163H77L76 165H75ZM84 163V164H83ZM94 163V164H93ZM97 163V164H96ZM118 163V164H117ZM68 164V165H67ZM89 166H91V168H87V167H89ZM123 164V165H122ZM133 164V165H132ZM74 165V166H73ZM94 167H96V166H99V167H102L101 165H103V167H104V165L106 166V167H104V169H102L101 170V168L100 169H94L93 168V166ZM120 165H122V166H126V168H128V165H129V167L130 166H136V165H138V167H139V165L141 166V169H138V170H133L132 169V171H130V170H124L125 169V167H123L124 169H122V167L120 166ZM112 168H114L115 166H116V168L115 169H117L116 171H110V170H112L111 169V167ZM98 167V168H99ZM102 167V168H103ZM119 167H121L120 169H122V171H118V169H119ZM93 168V169H92ZM107 168H110V170H106ZM132 168V167H131ZM130 168V169H131ZM137 168V167H136ZM115 169H113V170H115ZM119 169V170H120ZM129 169V168H128ZM87 173V174H86ZM88 174H90V176H88ZM107 176V178L106 177H104V176ZM131 176V177H130ZM145 176V177H144ZM104 178H106V179H104ZM95 179V180H94ZM201 181H200V180ZM106 180V181H105ZM37 179H34L32 182H31V184H28V185H30V190H31V192H30V196L28 195V197H25L24 198V196H22V194H20L19 193V189H20V186H16V187H14V189L12 190V191H10V192H0V264H4V263H6V264H55V262L57 261L56 259L57 258H59L58 259V261L56 262V263H58L59 264V262H60V264H65V261L67 262V263H69V264H97V262L99 263L100 262V260H101V262L99 263V264H105L106 262H107V264H111L113 261V263L112 264H120V263H122V264H124V262L125 261H127L129 258L127 257V255H126V250H125V254L124 253H122V254H119V253H121V252H119V250H117V248H118V245H119V247H121V248H125L126 249V241H127V246H129V244L132 246V244L134 243V246H135V244H137L135 247H137V246H139V244H141V243H143L142 245H144V244H147L148 245V243H147V240H146V238H150L151 237V235H148V233H146V230H148L149 229V231H150V229H152L153 231H150V232H153L154 233V235H157L158 234V237L159 236H162V235H159V234H161V233H163V232H166V231H168V230H175V231H181V230H187L188 231V233H190V234H197L198 233V231L200 230V229H204V225H206V223H204V222H207V224H209V225H211L212 224V222H213V220H216L217 218V215L216 214H212V213H207V212H204V211H200V210H192V211H190V212H187V213H185V211H184V209H183V211H181L182 209L179 207L178 208V212H177V214H176V216L174 217V219L173 220H168V219H163V220H159V221H156V223L153 221V219H150V218H132V219H128L127 221L126 220H122V219H118L117 221H115V223L117 224L116 226H104V225H102V226H96V227H90V226H79V225H77V223H71L70 221H61L62 223L61 224H56L57 222H56V218L55 219H53V220H50V219H47V218H45V217H42V216H39V217H36V218H34L33 220L32 219H28L27 217H25V215H23V213H24V210H25V208L29 205V203L32 201V199H34L33 197H31L32 195H35V199H37V200H39V201H41V202H54L55 201V196L53 195V194H51V191H48L47 189H46V187H47V185H39V183H37ZM39 182V181H38ZM196 182L198 183V184H200L199 186L200 187H203L204 188V186H206L205 184H206V182H205V180L202 178V177H199L198 179H196ZM38 184V185H37ZM36 186V187H35ZM43 186V187H42ZM262 185H260L259 183H257L256 185H254V186H252V188H251V194H250V196H249V198H248V200H247V210H246V221H247V224H249V225H247V227H248V230L247 229H245V231H247V237L248 238H250V239H248V238H246L245 237V235L241 238L242 240H240V243L239 244H237V245H234V246H231V243L230 244H227L224 248H222V249H218V250H215L214 252H211V253H209L208 251H207V254H206V256L204 257V259H203V261H202V264H209V262H210V264H238L239 262H240V260L242 261L241 263H239V264H246V263H251V264H264V257L262 258V255H260V253L261 254H263L264 253V251H262V250H264V249H262L264 246H263V244H262V242H264V223H263V221H264V216L262 217V216H260V214H258L257 215V213H258V211H259V213L261 212V215L263 214L264 215V209L262 208L263 206H264V186H262ZM40 187V188H39ZM261 187V188H260ZM46 193H48V196H46L47 194ZM256 193V194H255ZM259 195H258V194ZM45 194V195H44ZM50 195V196H49ZM256 195V196H255ZM67 197L66 198H68V197H71V195H66ZM261 197V198H260ZM19 198V199H18ZM30 198H31V200H30ZM259 198V199H258ZM13 199V200H12ZM16 201H19V202H16ZM251 201V202H250ZM252 201H253V203H255V204H253L252 203ZM21 202V203H20ZM17 203V204H16ZM20 204H21V206H20ZM251 204V205H250ZM257 204H258V206H257ZM182 205V204H181ZM180 205V206H181ZM260 205V206H259ZM6 206V207H5ZM253 207V209H251L250 207ZM259 207V208H258ZM183 208V207H182ZM252 210V211H251ZM139 212V211H138ZM137 211L135 212V211H133L132 212V214L133 215H135L136 213H138ZM193 212V213H192ZM185 213V214H184ZM195 213V214H194ZM208 214V216H207V214ZM252 213V214H251ZM254 213H256V215L254 214ZM249 214V215H248ZM254 214V215H253ZM144 215H147V214H144ZM149 215V214H148ZM253 216H254V218H253ZM255 216H256V218H257V216H259L257 219L255 218ZM184 217H187L188 218V220L187 221H184L183 220V218ZM6 219V220H5ZM258 219H260V220H258ZM253 221V222H252ZM3 222V223H2ZM7 224H6V223ZM123 222H128V223H126V224H124ZM138 222V223H137ZM259 222V223H258ZM162 223V224H161ZM251 224V225H250ZM6 225V226H5ZM7 225H9V226H7ZM194 226H195V228H194ZM140 229H139V228ZM162 227H163V229H162ZM205 227H208V229H210L211 228V226H205ZM65 228V229H64ZM133 228L135 229V232H132L131 233V230H133ZM143 228L145 229L144 231L145 232H143ZM165 228V229H164ZM121 229V231H119ZM123 229H125V230H123ZM130 229V230H129ZM138 229L139 230H141L142 232H143V234H141V236H143V237H139L140 238V241L142 240V238H144L145 240V242H141L140 243V241H139V244L138 243H135V242H137L136 240H139V239H136V238H138V236L136 237V235H139V233H141V231L139 232L138 231ZM191 231H190V230ZM212 229V228H211ZM44 230V231H43ZM105 230V231H104ZM109 230V231H108ZM113 230V231H112ZM261 230V231H260ZM126 231H130L129 233H131V234H129V235H132V234H134V239L133 238H130V237H132V236H129L128 235V233H126ZM134 231V230H133ZM138 231V232H137ZM148 231V232H149ZM121 232V233H120ZM157 234H156V233ZM159 232H161V233H159ZM249 232H251V233H249ZM252 232H254V233H252ZM262 232V233H261ZM33 235H32V234ZM125 233H126V235H125ZM153 233H150V234H153ZM31 234V235H30ZM245 234H246V232H245ZM250 234H252V235H250ZM123 237V239H124V243L125 244H123V242H120V244H117L116 242V239H118V241H119V239H120V237L121 236ZM144 235H146L145 237H144ZM250 235V236H249ZM84 236V237H83ZM87 236V237H86ZM108 236V237H107ZM112 236H113V240L111 239L112 238ZM128 236V237H127ZM140 236V235H139ZM150 236V237H149ZM164 236V235H163ZM251 236H253V237H251ZM262 236V239L260 238ZM75 237V238H74ZM92 237V238H91ZM104 237V238H103ZM107 237V238H106ZM110 237V238H109ZM122 237H121V239H122ZM136 237V238H135ZM78 238H80V239H78ZM89 238V239H88ZM153 238H154V236H153ZM156 238V237H155ZM154 238V239H155ZM47 239V240H46ZM66 241H64V240ZM67 239L69 240V241H67ZM73 239V240H72ZM107 239H111V245H113V244H115L116 246L113 248V247H111V245L109 244V242L110 241H108V242H103V243H100L102 240L103 241H107ZM128 239H131L130 241L128 240ZM136 239V240H135ZM152 239V238H151ZM243 239H245V241H244V243L246 244L247 243V245H245V244H243ZM75 240V241H74ZM77 240V241H76ZM80 240V241H79ZM83 240V241H82ZM97 240V241H96ZM153 240V239H152ZM46 241H48V242H46ZM86 241V242H85ZM88 241H90V243L88 242ZM92 241V242H91ZM95 241V242H94ZM121 241V240H120ZM128 241H129V243H128ZM134 241V242H133ZM154 241V240H153ZM152 241V242H153ZM251 241V242H250ZM255 241L256 242H258L257 244L255 243ZM260 241H262V242H260ZM42 242V243H41ZM81 242V243H80ZM112 242H113V244H112ZM148 242H149V239H148ZM61 243V244H60ZM63 243V244H62ZM70 243V244H69ZM100 243V244H99ZM104 243H105V245H104ZM106 243L107 244H109V245H107V247H106ZM119 243V242H118ZM121 243L123 244L122 246H121ZM132 243V244H131ZM251 243V244H250ZM43 244V245H42ZM81 244H83L82 246H81ZM86 244V245H85ZM102 244V245H101ZM248 244H250V245H252V246H250L251 247V249H250V247L248 246ZM142 245H140V246H142ZM147 245H144V246H147ZM259 245H261V246H259ZM41 246H43V247H41ZM77 246H78V248H77ZM84 246V247H83ZM93 246V247H92ZM104 246V247H103ZM253 246L255 247V248H253ZM258 246V247H257ZM54 247V248H53ZM65 247V248H64ZM111 247V248H110ZM227 247H230V248H228L227 249ZM232 247H234V248H232ZM260 247H261V249H260ZM43 248V249H42ZM49 248V249H48ZM64 248V249H63ZM67 248V249H66ZM80 248V249H79ZM95 250H94V249ZM121 248H119V249H121ZM248 248V249H247ZM45 249V250H44ZM74 251V254H73V252H72V250ZM79 249V250H78ZM113 249V250H112ZM230 249V250H229ZM253 249H255L254 251L257 253V254H259L258 256H259V259L261 258L262 260H259L257 257V259L255 258V260L253 261V259L251 260L250 258H254L255 256H256V254H255V252L253 251ZM257 249H259V250H257ZM27 250V251H26ZM41 250V252L44 254V255H46V256H44L41 252H39ZM48 250V252H45V251H47ZM49 250H51V252H49ZM54 250H57V251H54ZM78 250V251H77ZM88 250V251H87ZM92 250V251H91ZM93 250H94V254H93ZM100 250V251H99ZM123 251H124V249H122ZM240 250L241 251H243V253L241 252V254H237V253H240ZM248 250V251H247ZM257 250V251H256ZM35 251H38V252H35ZM61 251H62V253H61ZM64 251V252H63ZM92 253H91V252ZM119 253H118V252ZM121 251V250H120ZM122 251V252H123ZM260 251V252H259ZM76 252L78 253V255L76 254ZM81 252V253H80ZM98 252H100V254L98 255ZM227 252V254H225ZM250 254H252V253H254V255L252 254V255H250ZM252 252V253H251ZM259 252V253H258ZM37 253V254H36ZM47 253V254H46ZM82 253H84V255H82ZM103 253V254H102ZM223 253V254H222ZM31 254H33V255H31ZM36 254V255H35ZM39 254V255H38ZM40 254H42V255H40ZM49 254H52V257L49 255ZM68 254V255H67ZM213 254V255H212ZM250 256H248V255ZM51 257H49V256ZM57 255V256H56ZM65 255V256H64ZM69 255H71L70 257H69ZM73 255V256H72ZM80 256V257H82V259L80 258V257H77V256ZM104 255V256H103ZM106 255L110 258V260H108L109 258L108 257H106ZM222 255V256H221ZM234 255V256H233ZM241 257V259L239 258V256ZM30 256V257H29ZM32 256V257H31ZM36 258V260H35V258ZM62 256H63V258H62ZM84 256H87L86 257V259H85V257ZM98 256H100V257H98ZM104 257L103 258V260H102V258L101 257ZM246 256H248L247 257V259H245L246 258ZM253 256V257H252ZM264 256V255H263ZM28 257H29V259H28ZM45 257H46V260H48L47 262H45L44 260H45ZM56 257V258H55ZM61 257V258H60ZM75 257V258H74ZM96 257H97V259H96ZM114 257H115V260H114ZM238 257V258H237ZM242 257H243V259H242ZM28 260H27V259ZM42 258H44V260L42 259ZM47 258H49V259H47ZM52 258H55V260H53ZM64 258H65V261H64ZM68 258V259H67ZM78 258V259H77ZM84 258V259H83ZM88 258H90L89 259V261L87 262V261H83V260H88ZM108 258V259H107ZM111 258H113V260L111 259ZM127 258V259H126ZM21 259H22V261H21ZM53 260V261H50V260ZM71 259H73V261H70ZM75 259H77V260H75ZM125 261H124V260ZM131 259V258H130ZM238 259H239V262H238ZM251 261H250V260ZM60 260V261H59ZM78 260H80V261H78ZM244 260V261H243ZM6 261V262H5ZM18 261V262H17ZM24 261V262H23ZM82 261V262H81ZM103 261V262H102ZM115 261H116V263H115ZM129 261V260H128ZM125 262V264L126 263H129V262H133V259L132 260H130L129 262ZM235 261H237V262H235ZM259 263H258V262ZM21 262V263H20ZM41 262V263H40ZM64 262V263H63ZM105 262V263H104ZM213 262V263H212ZM224 262V263H223ZM235 262V263H234ZM129 264H132V263H129Z\"/></svg>","mask_w":264,"mask_h":264},{"label":"bare ground","instance_id":"6f19581e","mask_svg":"<svg viewBox=\"0 0 264 264\" xmlns=\"http://www.w3.org/2000/svg\"><path fill=\"white\" fill-rule=\"evenodd\" d=\"M17 1V0H16ZM23 1H25V0H23ZM27 1V0H26ZM25 1V2H26ZM31 1V0H30ZM39 0H37V2H38ZM70 1V0H69ZM122 1V0H121ZM141 1H143V0H141ZM226 1V3H227V0H225ZM240 2H241V0H239ZM245 1V0H244ZM260 0H258V2H259ZM21 2V1H20ZM29 2V1H28ZM34 2H36V0L34 1ZM41 2V1H40ZM58 2V1H57ZM62 2V1H61ZM98 2V1H97ZM108 2V1H107ZM117 2V1H116ZM115 2V0H114V3H116ZM122 2H124V1H122ZM126 2V1H125ZM124 2V3H125ZM128 2V1H127ZM127 2H126V4H127ZM139 2V1H138ZM221 2H222V0H221ZM261 2V1H260ZM33 3V2H32ZM31 3V4H32ZM45 3V2H44ZM49 3V2H48ZM67 3V2H66ZM113 3V2H112ZM111 3V4H112ZM118 3V2H117ZM120 3V2H119ZM130 3H131V1H130ZM129 3V4H130ZM226 3H224V4H226ZM235 2H233V4H234ZM242 3H247V2H242ZM17 4V3H16ZM25 4V3H24ZM28 5H29V3H27ZM46 4H47V2H46ZM55 4H58V3H55ZM62 4V3H61ZM65 4V3H64ZM72 4H79L80 5V2H78V3H72ZM90 4H93V2L92 3H90ZM95 4H96V2H95ZM139 4L140 3H138V6H139ZM148 4V3H147ZM241 4V3H240ZM49 5V4H48ZM59 5V4H58ZM108 5V4H107ZM114 5V4H113ZM121 5H123V3L121 4ZM133 5H135V3H133ZM242 5V4H241ZM22 6H24L23 7V10H26L25 9V7H26V5H23L22 4ZM31 6V5H30ZM124 6V5H123ZM123 6H121V8L123 7ZM129 6V7H128ZM127 7L128 8H130V5H128ZM137 6V5H136ZM137 6V7H138ZM28 7V6H27ZM48 7V6H47ZM52 7V6H51ZM124 7H126V5L124 6ZM234 7H238V3H237V5L235 6L234 5ZM258 7V8H257ZM32 8V7H31ZM64 8V7H63ZM69 8V7H68ZM107 8H108V6H107ZM112 8V7H111ZM128 8H127V10H128ZM132 8V7H131ZM134 8V7H133ZM139 8H140V6H139ZM257 8V9H256ZM28 9V8H27ZM72 9H74V8H72ZM105 9V8H104ZM110 9V8H109ZM109 9H107L108 11H109ZM114 9V8H113ZM112 9V10H113ZM119 10H118V12L120 11L122 14L124 13V11H126V10H124V11H122V9H120V7L118 8ZM135 9H136V7H135ZM141 9H142V7H141ZM140 9V10H141ZM227 9V8H226ZM233 9V8H232ZM34 9H31V11L30 12H32ZM39 10V9H38ZM62 10V9H61ZM66 10V9H65ZM67 10H70V9H67ZM78 10H80V9H78ZM82 10V9H81ZM107 10L106 11H103V10H101L102 12H106L107 13ZM116 10H117V8H116ZM130 10V12L132 11L131 9H129ZM129 10L128 11H126V12H128V13H130L129 12ZM137 10H138V8H137ZM10 11V10H9ZM14 11V10H13ZM17 11V10H16ZM59 11H60V9H59ZM84 10H82L81 11V14H82V12H83ZM87 11H90V12H88L91 16H92V12L93 13H96L97 12V10L96 11H93L92 9H87L86 11H84L83 12V14L84 13H86L87 14ZM114 11V10H113ZM150 11V10H149ZM36 12H38V11H36ZM36 12H33V13H36ZM44 12V11H43ZM43 12H41V10H39V12L38 13H43ZM61 12V11H60ZM68 12V11H67ZM66 11H65V17L67 16V14L68 15H70V16H67L68 17V19L69 20H71V15L72 16H74L73 14H69L70 12H75V11H69V13H67ZM79 12V11H78ZM78 12H75V13H78ZM98 12H100V11H98ZM102 12H100L101 14H102V16L101 15H99V17L101 16V18H102V20H103V18L105 19V17H103V14L104 13H102ZM116 12V11H115ZM117 12V13H118ZM119 12V13H120ZM125 12V13H126ZM175 12V11H174ZM33 13H32V15H33ZM46 13H47V11H46ZM63 13V12H62ZM105 13V14H106ZM143 13V12H142ZM43 14H45V12L43 13ZM79 14V13H78ZM77 14V15H78ZM83 14L81 15V16H83ZM98 14L99 13H96V16H98ZM108 14H109V12H108ZM107 14V16L108 17H110V18H108L106 15H104V16H106L107 17V19L109 20L110 19V21H111V19H112V21H113V18L115 17H113V15L111 14V15H108ZM113 14H115L114 12H113ZM122 14H115V15H121V16H118L119 17V19L120 18H123L122 16H124V15H122ZM131 14H132V12H131ZM130 14V16L132 17V15L134 14H132L131 15ZM140 14V13H139ZM159 14V13H158ZM41 15V14H40ZM46 15V14H45ZM45 15H43V17L45 16ZM50 16L51 15H53L54 17H56V15H57V13L56 14H49ZM80 15V14H79ZM90 15H85L84 14V16L86 17V18H84V16H83V18L86 20H83V18H80V19H82V22L79 24L78 22L79 21H81V20H78L77 21V19L75 18V22L77 21V23H74L75 25H80V26H82L81 24H84L83 23V21L85 22V23H87V21H88V19H87V17L88 16H90ZM95 15V14H94ZM161 15V14H160ZM75 16H76V14H75ZM116 16V17H117ZM125 16H127V14H125ZM136 16V15H135ZM138 16V15H137ZM140 16V15H139ZM237 16V15H236ZM238 16L239 17H241V19H242V26H240L239 27V29H241L240 30V34H239V36H243V40L244 41H246V42H252L253 43V49L254 50H256V51H258V59L256 60V66H254V68H256L257 70H259V72L261 71V70H263V68H264V34H262L263 32H260L259 30H257L255 33H252V32H250L249 31V29L247 28V27H249V26H247V25H251V24H253V25H255V24H262V25H264V7H262L261 6V4L260 5H254V6H252L251 4L250 5H242L241 7H240V10H239V12H238ZM34 17H35V21L36 20H38V18H39V16H35V14H34ZM36 17H37V19H36ZM53 17V18H54ZM57 17L58 18H55V19H58V21H59V17H62V16H58L57 15ZM93 17V16H92ZM99 17H96L97 19L99 18ZM130 17V18H131ZM164 17V16H163ZM162 17V18H163ZM238 17V18H239ZM47 18H48V16H47ZM52 18V17H51ZM53 18H52V20H53ZM73 18V17H72ZM78 18V17H77ZM78 18V19H79ZM89 18V17H88ZM94 18H95V16H94ZM93 18V19H94ZM101 18H99V19H101ZM128 18V17H127ZM126 18V19H127ZM141 18H143V17H141ZM145 18V17H144ZM237 18V19H238ZM39 19H41V18H39ZM45 19V18H44ZM91 19V18H90ZM96 19V20H97ZM97 20L98 22H101V20ZM106 19V20H107ZM118 19V18H117ZM123 19H125V17L123 18ZM133 19V18H132ZM137 19V21H136V23H138V24H140L139 22H138V19H139V17L138 18H136L135 17V19H133V20H136ZM165 19V18H164ZM51 20V23L53 22L54 23V27H55V20L54 21H52ZM61 20H63L62 18H61ZM74 19H72V21H73ZM107 20V21H108ZM122 20V19H121ZM121 20H119L121 23H120V26H122V23H123V20L121 21ZM141 20V19H140ZM145 20V19H144ZM148 20V19H147ZM41 21H43V20H39V23L41 24ZM47 21H49V20H47ZM57 21V20H56ZM57 21V22H58ZM72 21H71V23H72ZM91 21V22H90ZM95 21V20H94ZM94 21H92V20H89V22H90V24H92L93 26L94 25H96V22H94ZM106 21V22H107ZM114 21H115V25H116V22L118 21H116V19L114 18ZM124 21H128V20H124ZM130 21H131V19H130ZM194 21H196L195 19H194ZM31 22H33V21H31ZM31 22H27V23H31ZM38 22V21H37ZM93 22V23H92ZM105 22V20H103V23ZM129 22V21H128ZM220 22V21H219ZM241 22V21H240ZM34 23V22H33ZM31 24L30 26H29V30H28V32L26 31V33H29V34H31L32 32L31 31H33V26H34V24H36V22L34 23V24ZM39 23H37V25L36 26H38L37 27V29L35 30V31H39L40 32V30H38L39 29ZM44 23H46V20H45V22H43L42 24V26H44ZM49 23V25H50V28H51V23H50V21L48 22ZM52 23V24H53ZM72 23V24H73ZM102 22L101 23H98L99 25H100V28H101V25L103 24ZM132 23V25L134 26V24H133V21L131 22ZM166 23V22H165ZM172 23V22H171ZM47 24V23H46ZM59 24V23H58ZM57 24V25H58ZM89 24V23H88ZM111 24H113V23H110V26L112 27V25ZM118 24H119V22H118ZM117 24V25H118ZM124 24V23H123ZM143 24V23H142ZM141 24V26H143ZM221 24H223V23H221ZM240 24V23H239ZM240 24V25H241ZM63 25H64V22H62V26H60V24H59V30H60V28H62L63 27ZM78 25V32L81 34V32L83 31V32H85L84 30H80V29H82V27L81 28H79L80 26ZM92 25H84V26H91V27H89V30H90V28H92L91 30H92V32H91V30H90V32L89 33H93L94 31H99L97 34H99L100 33V30H95L96 29V26H95V28L94 27H92ZM106 25H108V23L107 24H105V26H103L104 27V29L106 28ZM115 25H113V28H111V27H109V25H108V27H107V29H108V32L110 31V28H111V30L113 29L114 30V28H115V31H116V28H118V26L116 27ZM127 25H129L128 23H127ZM145 25V24H144ZM148 25V24H147ZM48 25H46V32H47V34L50 32L49 31V27H47ZM53 26V25H52ZM68 26V25H67ZM67 26L65 25V27H64V30L65 29H67ZM73 26V25H72ZM72 26H69L70 28H71V30H69V29H67V32L69 31H74L76 28H72ZM115 26V27H114ZM123 26H125V25H123ZM120 27V28H118V29H123V30H125V29H127L126 27H125V29H124V27ZM139 26V25H138ZM221 26V25H220ZM30 27H32L31 29H30ZM45 27V26H44ZM88 27L85 29L86 30V32H87V34L88 35H90L89 33H88ZM130 27V26H129ZM144 27V26H143ZM223 27V26H222ZM27 28H28V26H27ZM36 28V27H35ZM41 28V27H40ZM93 28H94V30H93ZM139 28V27H138ZM138 28H137V30H138ZM153 28V27H152ZM155 28V27H154ZM42 29V28H41ZM58 29V28H57ZM56 29V30H57ZM84 29V28H83ZM103 29V30H104ZM118 29H117V31H118ZM122 29H121V32H120V34L122 33V35L126 38V40L128 41V39L130 38V37H132V38H134L133 37V35L131 36V34H129L128 32V35H130V36H128L127 34H124L125 32H126V30L123 32L122 31ZM141 29V28H140ZM139 29V30H140ZM146 29V28H145ZM148 29V28H147ZM156 29V28H155ZM222 29V28H221ZM238 29V28H237ZM44 30V31H45ZM50 30H52V28L50 29ZM58 30V31H59ZM106 30V29H105ZM112 30V31H113ZM128 30H129V28H128ZM137 30L135 31V33L137 32ZM150 30H151V28H150ZM153 30V29H152ZM169 30V29H168ZM181 30H182V28H181ZM236 30V29H235ZM248 30V31H247ZM31 33H30V32ZM49 31V32H48ZM53 31H54V29L52 30V32L50 33L51 35L53 34ZM76 31V30H75ZM74 31V32H75ZM115 31H113L115 34L117 33V32H115ZM141 31V30H140ZM143 31V30H142ZM144 31H146V30H144ZM147 31H149V30H147ZM157 31V29L155 30V32H153V33H155V35H156V32ZM171 31V30H170ZM237 31V30H236ZM39 32H37L38 33V35H39ZM65 32H66V30H65ZM66 32V34L68 35L67 37H68V39L70 38V37H73V38H75V36H77V37H85V33L84 34H82V35H80L79 33H76V34H78V35H74V33H72L73 34V36H69V33H67ZM101 32H103V31H101ZM107 32V34L108 35H110L109 33ZM113 32H110V33H113ZM119 32V31H118ZM166 32H167V29H166ZM232 32V31H231ZM33 33H35V32H33ZM104 33V32H103ZM114 33H113V35H114ZM144 33H146V32H144ZM143 33V34H144ZM148 33V35H149V37H151V38H154L153 37V34H151V32H150V34H149V32H147ZM147 33L146 34H144L145 35V37L146 38H148L146 35H147ZM174 33V32H173ZM222 33V32H221ZM238 33H239V31H238ZM237 33V34H238ZM29 34H27V39L28 38H30V39H28V41H27V39H24L25 41H27L28 43H29V41L31 40V37H29V36H31V35H29ZM49 34V35H50ZM59 34V33H58ZM86 34V35H87ZM106 34V33H105ZM105 35L106 36V38H107V36L108 35ZM119 33H117V35H114V36H118L119 35V38L120 37H122V35H120ZM140 35H142V33L140 32L139 33ZM157 34H159V33H157ZM162 34H164V33H162ZM161 34V35H162ZM167 35H168V33H166ZM185 34V33H184ZM192 34V33H191ZM190 34V35H191ZM234 33H229V35H230V37H227V39H229V40H224L225 42H223V45L224 44H226V43H228V41L230 42V40H231V37L233 38V39H236L237 40V38H238V35H236V34H234V35H236L237 37L235 38V36L233 35ZM35 35H36V33H35ZM48 35V36H49ZM57 35V34H56ZM96 35V33H93V36H95ZM101 35V34H100ZM100 35H98V36H95V40H96V38L97 37H100V40H101V38H104V37H101ZM103 36H104V34H102ZM128 36V38H127V36ZM139 35V36H140ZM143 35V36H144ZM151 35V36H150ZM160 35V36H161ZM37 36V35H36ZM36 36H34V34L32 35V37H34L35 39H37L36 38ZM54 36H55V34H54ZM53 36V37H54ZM58 36V35H57ZM92 36V35H91ZM111 36V35H110ZM114 36H112V37H114ZM134 36H135V34H134ZM143 36L142 37H140L141 38V41H143L142 40V38H143ZM170 36H173V34L172 35H170ZM219 36V35H218ZM225 36V35H224ZM227 36V35H226ZM234 36V37H233ZM38 37V36H37ZM56 37V36H55ZM62 37V36H61ZM60 36H58L57 38L58 39H60L61 38ZM76 37V38H77ZM90 38V39H94V37H90V36H86V38ZM158 37V36H157ZM169 38V35L168 36H165L164 38H165V40H168V38ZM174 37V36H173ZM173 37H171V38H173ZM192 37H194V36H192ZM210 37H212V36H210ZM34 38H32V40H34ZM73 38H71V39H69L70 41H72V39ZM82 38V39H83ZM86 38H85V40H86ZM106 38H104V39H106ZM108 38L111 40V38L108 36ZM107 38V39H108ZM118 38V37H117ZM123 38V37H122ZM131 38V39H132ZM139 38V37H138ZM137 38V39H138ZM150 38V39H151ZM159 38V37H158ZM163 38V37H162ZM162 38H160V39H162ZM206 38H208L207 36H206ZM225 39H226V37H224ZM81 39V38H80ZM90 39H88V41L86 40L85 42H87V43H89L90 44ZM108 39V40H109ZM124 39V38H123ZM130 39V40H131ZM134 39H136V36H135V38ZM133 39V40H134ZM137 39L135 40V42L137 41ZM175 39H176V35H175ZM190 39H192V38H190ZM203 39V38H202ZM222 39V38H221ZM31 40V41H32ZM56 40V43H57V39H55ZM64 39L62 38V41H63ZM94 40V41H95ZM99 40V38H98V41H100ZM129 40V41H130ZM133 40H132V42H133ZM147 40V39H146ZM145 40V41H146ZM149 40V39H148ZM156 40V39H155ZM172 40V39H171ZM170 40V42H169V40L166 42V44L167 43H169V44H171L172 42H173V40L171 41ZM204 40H205V38H204ZM235 40V41H236ZM240 40H242V39H240ZM238 41V42H241V41ZM35 41V42H34ZM34 41H32V43L34 44V43H37L38 42V40H34ZM37 41V42H36ZM60 41H61V39H60ZM61 41V42H62ZM74 41V40H73ZM72 41V42H73ZM94 41H92L91 43L93 44V42ZM97 41V40H96ZM97 41V42H98ZM105 41V40H104ZM103 40H101V43L102 42H104ZM119 41H121V40H119ZM152 39L151 40H149V41H146V43H148L149 42V44H151L152 43ZM158 41H160L159 39L156 41V43H158ZM176 40H174V42H175ZM222 41V40H221ZM232 41V40H231ZM27 42H22L25 46H23V44H22V46H21V48L20 49H18L19 51L21 50V51H23L24 49L23 48H25L26 47V44H27ZM51 42V41H50ZM113 42V41H112ZM111 42V43H112ZM115 42H116V39H115V41L113 42L114 44H115ZM131 42V43H132ZM151 42V43H150ZM154 42V41H153ZM202 42V41H201ZM237 42V41H236ZM246 42H245V44H246ZM256 42H258L257 44H256ZM31 43V44H32ZM39 43H40V41H39ZM43 43H46V44H48L47 42H42L41 44H43ZM104 43H106V42H104ZM113 43L112 44H110V45H113ZM117 43H118V41H117ZM116 43V44H117ZM136 43H138V42H136ZM142 44H143V42H141ZM222 43V42H221ZM244 43V42H243ZM38 44V43H37ZM58 44V43H57ZM115 44V45H116ZM121 44V43H120ZM128 44L130 45V43L128 42ZM128 44H126L125 46L127 47V45ZM134 44V43H133ZM140 45V47H139V50H140V48H141V46H143L144 47V45H146L145 43L143 44V45ZM148 44V45H149ZM165 44V45H166ZM169 44H167L168 46H170ZM179 44L181 45L182 43H180V41H179ZM186 44V43H185ZM202 44V43H201ZM214 44V43H213ZM239 44V43H238ZM59 45H61L60 43L58 44V46H56L57 48H59V49H61L60 47H62V46H59ZM63 45V44H62ZM87 45V44H86ZM82 46V48L83 47H86L87 48V46ZM107 45H109V44H107ZM109 45V46H110ZM112 46L113 48H115V50H113V48L110 46L109 48H111V50L109 49L107 52H109L108 54H110L111 53V51H113V52H115V53H113V54H115L116 56H117V53H118V55H120L119 53L121 52H123L122 51V47H123V45L121 44V46H118L120 49H121V51L118 49V51H117V48H116V46ZM117 45H119V44H117ZM135 45V44H134ZM154 44H152V47L154 48V46H153ZM160 45V44H159ZM162 45V44H161ZM160 45V48L161 47H163L164 45H162L161 46ZM166 45V46H167ZM172 45L173 46H175L173 43H172ZM172 45L170 46L171 47V52H169V54L171 53V54H173V56L171 55V57H169V58H172V57H174V55L176 54H174V53H172V52H174V50L172 49ZM191 45V44H190ZM205 45V44H204ZM217 44H215V45H213L214 47L216 46ZM221 46L222 48H224L223 50H225L226 49V52H228L229 53V50H231L230 52H233L234 50H236L237 52H239L238 51V49L240 50V48H241V50H242V45H241V47L239 48V46H240V44H239V46H237V45H234V48L233 47H231V49H229L230 47L229 46H233V42L232 43H228V44H226V45H229V46ZM32 46V45H31ZM46 46V45H45ZM51 46V44L48 46L47 45V47H50ZM95 46H97V43L96 44H94V45H92V46H90V48H89V50L91 51V52H89V53H91V54H93L92 55V58H93V56L95 55V54H100V51H98V46H97V49H96V47ZM102 46H104L103 47V49H106V48H108V47H106V44H103L102 43ZM124 46V47H125ZM147 46V45H146ZM144 47V48H146V49H144V50H152L153 51V49H151L149 46H148V48L147 47ZM151 46V45H150ZM182 46V45H181ZM185 46V45H184ZM184 46L181 48V49H183L184 48ZM203 46V45H202ZM213 46H211V47H213ZM238 47V48H236V47ZM55 47V49H57ZM91 47H93L92 49H93V52L95 53H93L92 52V50H91ZM95 47V48H94ZM106 47V48H105ZM143 47H142V49H143ZM214 47H213V49H214ZM219 47V46H218ZM217 47V48H218ZM221 47H220V49H221ZM229 47V48H228ZM250 47V46H249ZM249 47H247L249 50H250V48ZM159 48V47H158ZM159 48V49H160ZM179 47H178V49L179 50H181ZM186 48V47H185ZM206 48V47H205ZM205 48H203V49H205ZM216 48V47H215ZM124 49V48H123ZM128 49V48H127ZM129 49H131V48H129ZM136 48H134V50H135ZM162 49V48H161ZM169 49V48H168ZM212 49V48H211ZM219 49V48H218ZM229 49V50H228ZM246 49V48H245ZM64 50V49H63ZM63 50H60L61 52L63 51ZM87 50H88V48H87ZM88 50V51H89ZM96 50L98 51V53L96 52ZM125 50H126V48H125ZM138 50V49H137ZM173 50V51H172ZM209 50H210V48H209ZM18 51V55H20V53H21V51L19 52ZM59 50H57V52H58ZM59 51V52H60ZM65 51V50H64ZM63 51V52H64ZM130 51V50H129ZM143 51V50H142ZM154 51H155V49H154ZM161 51V50H160ZM176 51V50H175ZM251 51V50H250ZM29 52H31V55L33 54V52H32V49H31V51H29ZM60 52V53H61ZM128 51H126L125 53L126 54H128L127 53ZM145 52L146 51H143V53L145 54ZM151 52V51H150ZM162 52H164V51H162ZM166 52V51H165ZM189 52H190V50H189ZM206 52H208V50L206 51ZM212 52V51H211ZM217 52H218V50H217ZM221 52H222V49H221ZM241 52V51H240ZM248 52V51H247ZM66 53H68V51H66ZM65 53V54H66ZM103 54L102 55H106L107 53L106 52H102ZM139 53V51L137 52V55L136 56H138V55H140V54H138ZM140 53H142L141 51H140ZM143 53H142V55H143ZM147 53H148V51H147ZM168 53V52H167ZM166 53V55L164 54V57L165 56H167L168 57V55L169 54H167ZM179 53V52H178ZM191 53V52H190ZM196 53V52H195ZM205 53V52H204ZM213 53V52H212ZM223 53V52H222ZM234 53H235V51H234ZM246 53V52H245ZM244 53V54H245ZM252 53L254 54V52L252 51ZM251 52H250V54H252ZM17 54H15L16 55V57L18 56ZM30 54V53H29ZM48 54V53H47ZM47 54H45L44 53V58L46 57L47 58ZM53 54H55V53H53ZM52 54V55H53ZM59 53H57V55H58ZM64 53H62V55H63ZM75 54H76V52H75ZM134 54V53H133ZM135 54H136V51H135ZM182 53H181V51H180V55H181ZM227 54V53H226ZM242 54V53H241ZM253 54L252 55H250V56H252V57H254L253 56ZM22 55L25 57V55L22 53ZM22 55H20V56H18V59L17 60H19L20 59V57L22 58L23 56ZM47 55V56H46ZM56 55V56H57ZM60 55V54H59ZM58 55V57H60ZM74 55V54H73ZM76 55H78V53L76 54ZM76 55H74V58H76V59H78V60H82V59H84L82 56L83 55H80V58L82 57V59H79V58H77L76 57ZM115 55H113L114 57H109V59L110 58H113V59H115V58H117ZM190 55V54H189ZM189 55H187V56H189ZM198 55H199V53H198ZM207 55V54H206ZM220 55H222V57H224L225 56V54H224V56H223V54H220ZM229 55L230 56H228V60L229 61H231L230 59H231V56L233 55H231V53H229ZM235 55H236V53H235ZM235 55H233V56H235ZM240 54L238 53V56H239ZM33 56V55H32ZM64 56V55H63ZM68 56V55H67ZM67 56H66V59H65V57H64V59H65V61L67 60L68 61V58H67ZM96 56V55H95ZM101 55H99L98 57H100ZM108 56V55H107ZM110 56H112V55H110ZM122 56V55H121ZM130 55H127V57H129ZM144 56V55H143ZM148 56V55H147ZM149 56H151V54L149 55ZM154 56V55H153ZM155 56H158V54L156 55V53H155ZM154 56V57H155ZM178 56H179V54H178ZM183 56V55H182ZM185 56V55H184ZM191 56V55H190ZM205 56V55H204ZM210 56V55H209ZM216 56H218V55H216ZM247 56H248V54H247ZM246 56V57H247ZM250 56H248L249 58H250ZM22 58V60H23V63L24 62H26V63H30V64H32L31 62L33 61L32 59V61L30 60V55L28 56H26V58L28 57V59H29V61L30 62H27L28 60L26 59L25 60V58ZM37 58L39 57V56H36ZM69 57V56H68ZM97 57V56H96ZM95 57V58H96ZM101 57H104V56H101ZM100 57V58H101ZM134 57V56H133ZM193 57V56H192ZM202 57V56H201ZM227 57V56H226ZM237 57V56H236ZM245 57V56H244ZM12 58H15V57H12ZM31 58H33V57H31ZM36 58V59H37ZM40 59H37V63H38V61L39 60H41V57H39ZM45 58V59H46ZM50 58V57H49ZM47 59V60H49L50 61V59L52 60V57L50 58V59ZM63 57H60V59L59 60H61ZM91 58V57H90ZM91 58V59H92ZM106 58H108V57H106ZM119 58V57H118ZM182 58V57H181ZM194 58H196V56L195 57H193V59H191V60H195ZM232 58H234V57H232ZM238 58V57H237ZM34 59V58H33ZM36 59H34L35 61H33V63H35L36 64ZM44 59V60H45ZM54 59V58H53ZM75 59V60H76ZM91 59H89V60H91ZM99 59V58H98ZM129 59H130V57H129ZM135 59H137V57L135 58ZM142 59H143V57H142ZM145 59V58H144ZM144 59H143V61H144ZM158 59V58H157ZM202 59V58H201ZM214 59V58H213ZM235 60H236V58H234ZM255 59V58H254ZM16 59H14L13 61H15ZM21 60V59H20ZM25 60V61H24ZM55 60V59H54ZM53 60V61H54ZM78 60H76L77 62H78ZM86 60H88V59H86ZM85 60V61H86ZM93 60V62L95 63V61L94 60H96V59H92ZM119 59H116V61H118ZM128 60V59H127ZM132 60V59H131ZM133 60H134V58H133ZM133 60L132 61H130V64L131 63H133ZM149 60H150V58H149ZM170 60V59H169ZM168 60V61H169ZM175 60V59H174ZM178 60V59H177ZM176 60V61H177ZM205 60V59H204ZM210 60V59H209ZM235 60H232L231 61V64H233V61H235ZM42 61V60H41ZM49 61H46L47 63L49 62ZM53 61H50V62H52V65H54L57 61H58V58H56V60H55V63L53 62ZM63 63H62V62ZM60 61V63H59V61L57 62V64L59 63V65L61 66V67H63L62 65H65L66 66V63L67 62H65L64 60H61ZM73 61V60H72ZM85 61H83L84 62V66H86L87 65V63H85ZM102 61H103V59H102ZM105 61H106V59H105ZM110 61L112 62V63H114L115 62V60H113L112 61V59H110ZM120 61V60H119ZM118 61V63H120V62H123L122 61V59H121V61L119 62ZM138 61V60H137ZM167 61V60H166ZM172 61V60H171ZM189 61V60H188ZM207 61V60H206ZM226 61V58H225V60H224V62ZM228 61V62H229ZM251 61V60H250ZM255 61V60H254ZM20 62V61H19ZM18 62V63H19ZM64 62H65V64H64ZM87 62H89V61H87ZM97 62V61H96ZM98 62H99V60H98ZM134 62H135V60H134ZM142 62V61H141ZM145 62V61H144ZM152 62V61H151ZM157 62V61H156ZM177 62H179V61H177ZM193 62V61H192ZM203 62V61H202ZM212 62V61H211ZM220 62V61H219ZM222 62V61H221ZM247 62H249V59H248V61ZM9 63V62H8ZM25 63V65H27ZM54 63V64H53ZM82 63V62H81ZM92 63V62H91ZM90 62H89V64H91ZM103 63V62H102ZM101 63V64H102ZM105 63V62H104ZM112 63H110L109 62V66H112V68H113V65H112ZM146 63V62H145ZM148 63V62H147ZM183 63V62H182ZM204 63V62H203ZM227 63V62H226ZM225 63V64H226ZM251 63V62H250ZM29 64V65H30ZM38 64H40V63H38ZM57 64H56V66H57ZM117 63L115 62V66L118 68L119 67V70H121L120 68H122V66L125 64V62H124V64L123 65H116ZM120 64H122V63H120ZM128 64V63H127ZM135 64V63H134ZM140 64V63H139ZM154 64V63H153ZM209 64H212V63H210V61H209ZM219 64V63H218ZM254 64V63H253ZM14 65H16V64H14ZM48 65L49 66H51V63H48ZM67 65H69V61H68V64ZM78 65H79V67H84V66H80V62L78 63ZM96 65H97V63H96ZM103 65V64H102ZM102 65H101V67H102ZM126 65V64H125ZM132 66H134L133 64H131ZM148 65V64H147ZM222 65H223V62H222ZM227 65V64H226ZM226 65H225V68H227L226 67ZM242 65H243V63H242ZM17 66H18V64H17ZM31 66H34V65H31ZM40 66V65H39ZM55 66V65H54ZM55 66V67H56ZM60 66H58V67H60ZM77 66V65H76ZM76 66H75V68H76ZM89 66H91V65H89ZM92 66H93V63H92ZM99 66V65H98ZM97 66V67H98ZM104 66H106V64L105 65H103V68H104ZM109 66H106V67H109ZM114 66V67H115ZM121 66V67H120ZM139 66V65H138ZM140 66H142V65H140ZM181 67H182V65H180ZM207 66V65H206ZM212 66L214 67V65L212 64ZM212 66H210L209 67V69L210 68H212ZM218 66H220V64L218 65ZM252 67H253V65H251ZM19 67H24V64H22V66H20L19 65ZM35 67V66H34ZM52 67V66H51ZM55 67H53V68H55ZM57 67V68H58ZM69 67V66H68ZM74 67V66H73ZM115 67V68H116ZM126 67V69H127V66H125ZM137 67V66H136ZM190 67V66H189ZM237 67H239V65H237ZM241 67V66H240ZM244 67V66H243ZM242 67V68H243ZM24 68H27V70H28V68L29 67H24ZM38 68V67H37ZM39 68H42V69H44L45 67H42V65H41V67H39ZM38 68V70H37V72H40V70L41 69H39ZM65 68V67H64ZM71 68V69H70ZM78 68V67H77ZM76 68V69H77ZM84 68H88V66L87 67H84ZM84 68H82V71L84 70H86V69H84ZM94 68V67H93ZM95 68H96V66H95ZM115 68H113L114 69V71H116L117 69H115ZM174 68H176V66L174 67ZM180 68V67H179ZM192 68V67H191ZM197 68V67H196ZM215 68V67H214ZM212 69V71L213 70H215V69H217V68H215V69ZM224 68V72H227V73H229L230 71H231V69L229 70V67L227 68V69H225ZM235 68V70H237L236 69V67H234ZM76 69H73V70H75L74 71V73H72V74H70L68 71H70L71 72V70H72V65H71V67H69V69H67V71L66 70H64V71H66V72H68L70 75H74V79L76 80V83L79 81L76 77H79V79L82 77V78H84V76H88L86 79L87 80H89V82H90V79H89V75L88 74H94V76H95V73L93 72V70L91 69V67L88 69L90 72H91V70H92V73H88L87 75L85 74H82V71H81V77L79 76V74H77L76 76H75V74L78 72V71H76ZM91 69V70H90ZM98 69V68H97ZM108 69V68H107ZM111 69V68H110ZM123 69H124V66H123ZM125 69V70H126ZM198 69V68H197ZM221 69V68H220ZM36 70L34 71V72H36ZM45 70H46V68H45ZM54 70V69H53ZM60 70H62L61 68H60ZM63 70H62V72H63ZM77 70H81V69H77ZM103 70H105V68L103 69ZM102 70V71H103ZM170 70H171V68H170ZM173 70V69H172ZM182 70V69H181ZM192 70V69H191ZM202 70H207V69H202ZM219 70V69H218ZM227 70V71H226ZM228 70H229V72H228ZM240 70V69H239ZM47 71H49V70H47ZM55 71H56V68H55ZM100 70H98V72H99ZM102 71H100V72H102ZM114 71H112V73L114 72ZM122 71V70H121ZM161 71V70H160ZM174 71V70H173ZM177 71V70H176ZM197 71V70H196ZM198 71H199V69H198ZM211 70L207 73V75H205L206 77V80L207 81H209V80H211L210 79V74H213V72H215V71H213L212 72ZM233 71V70H232ZM42 73H43V71H41ZM40 72V73H41ZM58 72V73H57ZM56 72V78H58V80H60L59 79V76L61 77V75L59 74L60 72L59 71H57ZM65 72V73H66ZM97 72V71H96ZM108 72V71H107ZM118 72V71H117ZM191 73H192V71H190ZM200 72H201V69H200ZM205 73H206V71H204ZM203 72V73H204ZM239 72H243V70H241V71H239ZM263 73H264V71H262ZM64 73V72H63ZM85 73V72H84ZM104 73V72H103ZM119 73V72H118ZM118 73H117V75H118ZM172 73V72H171ZM171 73H170V76H172L171 75ZM176 72H174L173 74L176 76V74H175ZM240 73V74H241ZM36 74V73H35ZM44 75L46 74V76L45 77H47V72H44L43 73ZM42 74V75H43ZM52 74V73H51ZM92 74V75H93ZM99 74V73H98ZM97 74V75H98ZM101 74V73H100ZM115 74V73H114ZM121 74H122V72H121ZM126 74H128V72L127 73H125V75ZM143 74V73H142ZM197 74V73H196ZM195 74V75H196ZM200 74V73H199ZM225 74L226 73H223V76H225ZM230 74V73H229ZM229 74H226L227 76L229 75ZM231 74L233 75V72H231ZM230 74V76H228L227 78H230L229 80L231 81L230 83L232 84V82L234 83V85L233 86H231V88H229V87H227V88H225V89H222V90H216V89H214V90H211L210 92H197V93H191V94H184L185 92L184 91H181L180 92V94L182 93V92H184L182 95H180L179 93H176V90H175V88H167V87H164L163 88V86L162 87H160V89H157V91L155 92L154 90H152V89H142V88H137V87H129V86H125L124 85V87H122V90H121V100H122V102L123 103H125V102H171V103H173V102H215L214 104H212V105H210V104H206L205 105V108L204 109H206V112H207V114H205L206 116H210V114L212 115V117L214 116V115H216V116H219L218 115V113H221V114H225V110H230L231 111V116L233 117L232 119H231V122H223V120L224 119H222V118H220V120L221 121H218L217 122V124L215 123V121H214V123L215 124H213V125H207V124H202V125H200V126H191V125H187L188 123V121L186 122V124H185V120H187V119H185V116H184V114H183V116H184V118L182 117V115L179 117L180 119H185V120H180L179 118L177 119V118H175V119H177V120H170V118H169V120L168 121H166V122H160V121H157V122H160V123H153L152 122V124H151V121H149L148 120V117L149 118H151V117H154L155 115L156 116H159L158 115V113L156 112V111H154L156 114H152L151 112V115L150 114H148L147 116L148 117H146L145 115V117L147 118V120L149 121L148 122V124H149V126L148 125H145V126H143L142 124L143 123H141L140 121L139 122H137V120H134V121H136L137 123H135L133 126H132V124L131 125H125V126H123V127H121L119 130H116V131H112V130H110V129H108V126H110V125H108L109 123H113V124H115L114 122H113V120H112V122H109L107 119H110V121H111V118H107L106 120L108 121V126L107 127H105V125L103 126V125H99V124H97L96 122L98 121H95V120H93L91 123L89 122V124H90V126H88V127H84V125H83V123H82V120L81 121H71L69 118H68V120H70V123H66V122H58L57 123V126H56V128H55V135H54V137H53V141H49V147L50 146H53V145H55L56 144V138H58L59 140H61L62 141V139L64 140V142L65 141H67V142H71V143H75V142H77V141H79V140H83V139H85V141H86V144H89L90 143V141L92 140L93 141V139L97 136L96 134H98L99 136H101L100 134H102V135H104V136H106V138H107V140L109 139V140H115V139H118V140H120L121 142H120V146L124 149H126V148H143V149H146L145 150V161H144V164H141V166H142V169H143V167H144V169H148V170H150V171H152V173H153V176L152 177H146L144 180H142L141 182H139V183H137L136 184V186L134 187L133 186V184L131 183V181H127V179L125 180V181H121V180H105L106 182H103V181H101L102 179L101 178H95V179H99V180H96V181H94V182H88V181H86L85 179V177H84V175H82V173H79V172H77V170H75V169H68V168H66V169H59V170H56V171H54L53 169H52V167L50 168L49 166H45V165H37V162L38 161H40V159H48L49 158V160H52V157L50 156V155H46V154H48L49 152H51L48 148H47V145H46V148L49 150H47L46 151V154H39L38 155V152H33V151H30V152H27V163H26V165L25 166H23V167H20V166H18V165H16V164H18V163H16V164H14L15 162L13 161H11L10 162V160L8 161V160H1L0 159V192H10V191H12L13 189H14V187H16V186H20V189H19V193L20 194H22V196H24V198L25 197H28V195L30 196V192H31V190H30V185H28V184H31V182L34 180V179H37L38 181H37V183H39V185H47V187H46V189L48 190V191H51V194H53L54 196H55V201L54 202H41V201H39V200H37V199H35V195H32L31 197H33L34 199H32V201L29 203V205L25 208V210H24V213H23V215H25V217H27L28 219H34V218H36V217H39V216H42V217H45V218H47V219H50V220H53V219H55L56 218V224H61L62 222L61 221H70L71 223H77V225H79V226H90V227H96V226H102V225H104V226H116L117 224L115 223V221H117L118 219H122V220H128V219H132V218H150V219H153V221L156 223V221H159V220H163V219H168V220H173L174 219V217L176 216V214H177V212H178V208L180 207L182 210L181 211H183V209H184V211H185V213H187V212H190V211H192V210H200V211H204V212H207L208 214L209 213H212V214H216L217 215V219L216 220H213V222H212V224L211 225H209V224H207V222H204V223H206V225H204V229L202 228V229H200L199 231H198V233L197 234H190V233H188V231L187 230H181V231H175V230H168V231H166V232H163V233H161V232H159V233H161V234H159V235H162V236H159L158 237V234L157 235H154V233L153 232H150V231H153L152 229H150V231H149V229L148 230H146V233H148V235H151V237L150 238H146L145 236L146 235H144V237L146 238V240H147V243H148V245L147 244H144V245H147V246H144V245H142L143 243H141L142 241L143 242H145L146 240L144 239V238H142V240L140 241V238L139 237H143V236H141V234H143V232H145L144 230V228H143V232L141 231V230H139L138 229V231L140 232L141 231V233H139V235H136V237L138 236V238H136V239H139V240H136L137 242H135V243H138L139 244V241H140V243L141 244H139V246H137V247H135L137 244H135V246H134V243L132 244V246L129 244V246H127L128 244H127V241H126V249L125 248H121V247H119V245H118V248H117V250H119V252H121V253H119L118 251V253L119 254H122V253H124L125 252V250H126V255H127V257L129 258L128 260L130 261V260H132L133 259V262H129L128 260V262L129 263H132V264H202V261H203V259H204V257L206 256V254H207V251L209 252V253H211V252H214L215 250H218V249H222V248H224L227 244H230L231 243V246H234V245H237V244H239L240 243V240H242L241 238L245 235V237L246 238H248L247 237V231H245V229H247L248 230V227H247V225H249V224H247V221H246V218L248 217H246V210H247V200H248V198H249V196H250V194H251V188H252V186H254V185H256L257 183H259L260 185H262V186H264V102H261L260 103V105H255L256 103L255 102H251V104H246V105H244V103L243 102H247V101H249V99L251 98L250 96H252V94H253V92L252 93H250L249 91H250V87L251 86H249V83L251 82V78H252V76H253V74H252V76H250V75H248L247 73V75H248V77H250V78H246V77H237V76H235V75H231ZM245 74V72L244 73H242L241 74V76L242 75H245V76H247ZM48 75H49V73H48ZM64 75V74H63ZM84 75V76H83ZM91 75V76H92ZM95 76V77H98V78H95V77H93V78H95L94 80H95V82L96 81H98L99 80V75L98 76ZM106 75H107V73H106ZM109 75H110V72H109ZM131 75H133V74H131ZM155 75L156 74H154V77H155ZM166 75L167 74H165V77H166ZM214 76L212 77L211 76V78L214 80V81H210V82H215L217 79H219L218 78V75H217V79L215 80L214 79V77H216V72H215V74H213ZM257 75H258V73H257ZM34 76V75H33ZM38 76V75H37ZM50 76H52L53 77V74L52 75H49V77ZM67 76V75H66ZM111 76V75H110ZM120 76V75H119ZM123 76V75H122ZM153 76V75H152ZM160 76V75H159ZM164 77V75H161V77ZM193 76V75H192ZM200 77H201V75H199ZM198 76V77H199ZM203 76V75H202ZM254 76H255V74H254ZM264 76V75H263ZM39 77V76H38ZM43 78V80L45 79L46 80V78ZM48 77V78H49ZM65 77V76H64ZM71 77V76H70ZM104 77V76H103ZM113 77V76H112ZM146 77V76H145ZM145 77H144V79H142V80H146V83H148L147 81V79H145ZM174 76H172V78H173ZM199 77V79H197V80H200V81H198V85H196L197 87L196 88H198V86H200L199 84H201V79L202 78H200ZM209 77V78H208ZM220 77V76H219ZM37 78V77H36ZM63 78V77H62ZM67 78H69V77H67ZM72 78H73V76H72ZM81 78V79H82ZM92 78V79H93ZM101 78V80H102V77H100ZM128 78H130V77H127V79ZM140 78V77H139ZM159 78V77H158ZM169 78V77H168ZM188 78V77H187ZM205 78H203V79H205ZM226 78V77H225ZM227 78H226V80H227ZM256 78V77H255ZM52 79V78H51ZM73 79V80H74ZM81 79H80V81H81ZM85 79V78H84ZM104 79V78H103ZM123 79V78H122ZM126 79V80H127ZM131 79H134V78H132L131 77ZM149 79H150V77H149ZM165 79V78H164ZM169 79H171V78H169ZM42 79H40V81H41ZM42 80V81H43ZM50 80V79H49ZM53 81H55V80H57V79H52ZM63 80V79H62ZM64 80H65V78H64ZM73 80H71V81H73ZM78 80V81H77ZM83 80V79H82ZM105 80V79H104ZM107 80V79H106ZM106 80L104 81L105 83H106ZM115 80V79H114ZM120 80V79H119ZM136 80V79H135ZM141 80V79H140ZM152 80V79H151ZM157 80V79H156ZM155 80V81H156ZM159 80H161V79H159ZM159 80H157V82L159 81ZM173 80H174V78H173ZM206 80H204L205 82H206ZM53 81H51V82H53ZM61 81V80H60ZM66 81H68V84H69V82H71L69 79L68 80H66ZM79 81V82H80ZM86 81V80H85ZM93 80H91V83H93L92 82ZM108 81V80H107ZM110 81H111V79H110ZM128 81H129V79H128ZM131 81V80H130ZM134 81V80H133ZM132 81V82H133ZM154 81V80H153ZM165 81V80H164ZM190 81V80H189ZM195 81H196V79H195ZM203 81V80H202ZM218 82H216V83H219V81L220 80H217ZM221 81H222V79H221ZM50 82V81H49ZM50 82V83H51ZM83 82V81H82ZM99 82H100V84L101 83H103V82H101L100 80H99ZM109 82V81H108ZM107 82V83H108ZM111 82H113V81H111ZM110 82V83H111ZM145 82V81H144ZM177 82H179V81H177ZM200 82V83H199ZM229 82V81H228ZM260 82H261V85L259 86V88H260V92L259 93H257V91H255V93L256 94H260V96L261 95H264V78H261V80H260ZM44 83V82H43ZM54 83V82H53ZM53 83H51L52 85H54ZM58 83V82H57ZM61 84H62V82H60ZM59 83V84H60ZM66 83V82H65ZM85 83H87V84H84V83H77L78 84V86H75V88L74 87H72L70 90L73 92V88L74 89H76V93L78 92V90L80 91V89H81V87H83V86H85V85H88V89L90 90H93L92 88L93 87H96V86H94V85H91V84H88V81L87 82H85ZM98 83V82H97ZM104 83V84H105ZM110 83H108V85L110 84ZM114 83V82H113ZM116 83V82H115ZM120 83H121V81H120ZM125 83V82H124ZM130 83V82H129ZM134 83V82H133ZM133 83H131V84H133ZM139 83V82H138ZM146 83H144L145 85H146ZM174 83V82H173ZM181 84H182V82H180ZM203 83V82H202ZM207 83V85H208V82H206ZM216 83H214V84H216ZM46 84H48V82H47V80H46V83H45V87L48 89V87H47V85ZM51 84H48V85H51ZM58 84V85H59ZM60 84V85H61ZM72 84H74V81H73V83ZM76 84V85H77ZM79 84H83V85H79ZM100 84L98 83V87H100ZM103 84V85H104ZM119 84V83H118ZM140 84V83H139ZM161 84V83H160ZM163 84L165 85V83L163 82ZM184 84V83H183ZM195 84H196V82H195ZM209 84H211V83H209ZM213 84V83H212ZM58 85H55L56 87H53L52 86V88H55V89H57L58 88V90L59 89H62L61 91H63V92H61L62 93V95H63V93L65 92L66 94H64L66 97L67 96H69V95H67V93L68 94H70L71 95V91H69V92H66L65 91V88L67 87H65L64 89H63V87L62 86H64L65 84H62L61 85V88H59V86ZM67 85V84H66ZM69 85H71V84H69ZM68 85V86H69ZM91 85V87L89 88V86ZM185 85V84H184ZM188 85V84H187ZM203 85V84H202ZM217 85H220V84H217ZM228 85V84H227ZM105 86H107V85H105ZM110 86H112V84H110ZM116 86H117V83H116ZM120 86H121V84H119V86H117V87H119L120 88ZM123 86V85H122ZM131 86V85H130ZM139 86V85H138ZM144 86V85H143ZM142 86V87H143ZM153 86V85H152ZM176 86V85H175ZM177 86H179V85H177ZM254 86V85H253ZM77 87H80V89H78L77 90ZM148 87V86H147ZM45 88V89H46ZM68 88V87H67ZM86 88V87H85ZM108 88H109V86H108ZM107 88V89H108ZM179 88H181V87H179ZM178 88V89H179ZM186 88V87H185ZM184 88V89H185ZM229 88V89H228ZM255 88V87H254ZM83 89H84V87H83ZM83 89H81V90H83ZM97 89V88H96ZM100 89V88H99ZM98 89V90H99ZM101 89L103 90V88L101 87ZM100 89V90H101ZM106 89V90H107ZM177 89V91H179ZM44 90V89H43ZM43 90H41V91H43ZM69 90V89H68ZM67 90V91H68ZM89 90H88V92H89ZM90 90V91H91ZM105 90V89H104ZM104 90H103V92H104ZM109 90H110V88H109ZM181 90V89H180ZM46 91H51V92H53L54 91V89H51L50 90V88L48 89V90H46ZM56 91V90H55ZM60 91V90H59ZM75 91V90H74ZM108 91V90H107ZM106 91V92H107ZM111 91V90H110ZM114 92H115V90H113ZM120 91V90H119ZM51 92H47V93H50V94H48V95H51ZM57 92V91H56ZM84 92H85V89H84ZM84 92H81V93H78L77 94V99H79V97H81L82 96V94L84 95V97H85V99H81L80 98V100L79 101H77V103L79 104V102H80V104L82 105L83 104V102H84V100L85 101H87V100H89V94L91 93V95H93L94 94V92L93 91H91V92H89V94L87 93V90H86V92L84 93ZM92 92H93V94H92ZM105 92V94L107 95V93ZM230 93L231 92V98H232V101H224L223 99L224 98H226L227 96H228V93ZM55 93V92H54ZM87 93V94H86ZM113 93V92H112ZM46 94V93H45ZM58 94H59V92H58ZM73 94V93H72ZM75 94V93H74ZM71 95L70 96V98L73 100V97L76 95ZM79 94H80V96H79ZM97 94H98V92H97ZM109 94V93H108ZM111 94V93H110ZM114 94V93H113ZM115 94H116V92H115ZM119 94V93H118ZM255 94V95H256ZM52 95H53V93H52ZM55 96H58V95H56V94H54ZM51 96V99L53 98V97H55V96ZM61 95V94H60ZM59 95V97H55L54 99L56 100V98H60L61 96ZM64 95L62 96V97H64ZM88 97H87V96ZM90 95V98L91 97H93V98H95L94 97V95L93 96H91ZM99 95V94H98ZM105 95V96H106ZM73 96V97H72ZM79 96V97H78ZM108 96V95H107ZM114 96V95H113ZM42 97H43V95H42ZM61 97V98H62ZM83 97V98H84ZM88 99H87V98ZM109 97V96H108ZM256 97V96H255ZM60 98V99H61ZM74 98H76V96L74 97ZM110 98H111V96H110ZM193 98H195V99H209V100H207V101H191V99H193ZM64 98H62V100H63ZM66 99V98H65ZM68 99V102H70V101H72L71 99L69 100V97L67 98ZM76 99V100H77ZM97 100L98 99H100V100H102V102H103V99L104 98H100V97H98V98H96ZM108 98H106L105 99V103H107L106 102V100H107ZM210 99H212V100H210ZM53 100V99H52ZM76 100L74 99V102H73V105H75V107H76V104H74L75 102H76ZM82 100H83V102H82ZM100 100H98L99 102H101ZM58 102L59 101H57V103H54L53 105L55 106V104L57 105L58 104ZM61 102V101H60ZM62 102H64V103H66V104H68V102H65V100H63ZM90 102H93V99H91V100H89V104H90ZM216 102H219V103H216ZM221 102H234V103H231V104H221ZM85 103V102H84ZM62 104V103H61ZM92 104H96V103H92ZM91 104V106H93ZM99 104H101V103H99ZM183 104V103H182ZM262 104V105H261ZM60 105V104H59ZM85 104H83V106L82 107H80V108H83V110L86 112V110H85V106H84ZM87 105V104H86ZM103 105V104H102ZM109 105V104H108ZM175 105V104H174ZM39 106V105H38ZM50 105L48 104V107H49ZM58 106V105H57ZM56 106V107H57ZM67 106V105H66ZM68 106H69V104H68ZM88 106H90V105H88ZM88 106H86V108L88 107ZM94 106H96V105H94ZM164 106V105H163ZM184 106V105H183ZM182 106V107H183ZM186 106V105H185ZM189 106V109L191 110L192 109V105H188ZM212 106H214L213 108H210V107H212ZM53 107V106H52ZM65 107V106H64ZM70 107H73L72 106V104H71V106ZM106 107H110V106H106L105 105V108ZM134 107H135V105H134ZM172 107V106H171ZM191 107V108H190ZM49 108H51V106L49 107ZM58 108V107H57ZM56 108V111H57V113H54V114H56V117H57V114H58V117H59V114L62 112H59V109H57ZM60 108V107H59ZM62 108H63V106H62ZM68 108V107H67ZM67 108L65 107V109L67 110ZM76 108H78V105H77V107ZM76 108H74V110H77ZM79 108V109H80ZM96 108V107H95ZM101 108V107H100ZM139 108H140V106H139ZM164 108V110H165V107H163ZM169 108H170V106H169ZM185 108V107H184ZM79 109H78V111H76V112H78L79 114L81 113V115H82V112H79ZM88 109H89V107H88ZM87 109V110H88ZM91 109H92V107H91ZM93 109H94V107H93ZM93 109H92V115H93ZM102 109V108H101ZM145 109V108H144ZM148 109V108H147ZM175 109V108H174ZM183 109V108H182ZM181 109V110H182ZM68 110H69V108H68ZM72 110V109H71ZM71 110H69L70 111V113L72 112ZM73 110V111H74ZM81 110V109H80ZM97 110V109H96ZM107 109H105V111H106ZM131 110V109H130ZM141 110V112H142V109H140ZM153 110H155V109H153ZM157 110V109H156ZM170 110V109H169ZM55 111V112H56ZM104 111V110H103ZM115 111V110H114ZM114 111H112V112H114ZM139 111V110H138ZM157 111H159V110H157ZM183 111H185V110H183ZM186 111H188V113H190L189 112V110L187 109ZM64 113H65V110L63 111ZM66 112H68V111H66ZM75 112V111H74ZM74 112L72 113V114H74ZM90 112V111H89ZM94 112H96V111H94ZM119 112V111H118ZM171 112H172V108H171ZM203 112V111H202ZM205 112V111H204ZM69 113V112H68ZM87 113V112H86ZM85 113V115H88L89 116V114L87 113L86 114ZM91 113V112H90ZM99 113H101V110H100V112ZM133 113V112H132ZM227 113V112H226ZM63 113H61L60 114V116L62 115ZM79 114H77V115H79ZM120 114V113H119ZM161 114V113H160ZM167 114V112L166 111H164V115H165V117H167L168 115H166ZM220 114V115H221ZM64 115V114H63ZM62 115V116H63ZM75 115V114H74ZM74 115H72V117L74 116ZM97 115V114H96ZM130 115V114H129ZM154 115V116H153ZM178 115V114H177ZM66 116H69L68 114H66V115H64V117L66 118ZM101 115H99V117H100ZM143 115L141 116L140 115V120H141V117L143 118L144 117ZM156 116L154 117V120L153 121H155L156 120ZM176 116V115H175ZM186 116H188V117H190L191 116V118H192V114L189 116V114L187 115V113H186ZM70 117V116H69ZM145 117H144V119H145ZM160 117V116H159ZM171 118H174V117H172V116H170ZM177 117V116H176ZM208 117L207 119H204V120H211V119H214V118H216V117ZM60 118V117H59ZM71 118V117H70ZM73 118H77V116H75V117H73ZM79 118V117H78ZM82 118H84V117H81L80 119H82ZM90 118V116L89 117H87L86 119H89ZM158 118V117H157ZM193 118H194V116H193ZM210 118V119H209ZM61 119V118H60ZM59 119V120H60ZM63 119V118H62ZM94 119V118H93ZM122 119V118H121ZM128 119V118H127ZM130 119V118H129ZM133 119H135V118H133ZM254 119H257V120H254ZM106 120H104V121H106ZM143 120V119H142ZM189 120V119H188ZM196 120V119H195ZM95 121V122H94ZM101 121V120H100ZM115 121V120H114ZM117 121V120H116ZM118 121H119V119H118ZM117 121V122H118ZM127 121H129V120H127ZM127 121H126V123H127ZM146 121V120H145ZM165 121V120H164ZM192 121V120H191ZM191 121H189V122H191ZM193 121H194V119H193ZM196 121H198V120H196ZM73 122V123H72ZM101 122H103V121H101ZM116 122V123H117ZM120 122H121V120H120ZM156 122V121H155ZM204 122V121H203ZM107 123V122H106ZM192 123V122H191ZM213 123V122H212ZM105 124V123H104ZM119 124V123H118ZM151 124V125H150ZM162 125H166V127L164 128V129H162L160 126H162ZM147 126V127H146ZM115 127V126H114ZM108 129V130H107ZM115 129V128H114ZM69 132L67 135H65V136H62V135H57V133H59L60 132V134L62 133V132ZM88 132L87 134H85L84 132ZM62 134H64V133H62ZM61 141H58L59 143L61 142ZM91 141V142H92ZM117 141V140H116ZM64 142H63V144H64ZM106 142V141H105ZM50 143H52L51 145H50ZM53 143H55V144H53ZM45 144V143H44ZM60 144H62V142L60 143ZM62 144V145H63ZM97 144V143H96ZM109 144V143H108ZM111 144H112V142H111ZM116 144V143H115ZM38 145V144H37ZM61 145V146H62ZM65 145V144H64ZM77 146H78V144H76ZM60 146V147H61ZM73 146H75V144L73 145ZM81 146H83V145H81ZM86 146V145H85ZM85 146H83V148L84 149H86V147ZM110 146V145H109ZM115 147H116V145H114ZM120 146H119V148H120ZM36 147V146H35ZM42 147V146H41ZM63 147V146H62ZM108 147V146H107ZM111 147V146H110ZM114 147V148H115ZM66 147H64V149H65ZM69 148V147H68ZM75 148V147H74ZM34 149V148H33ZM53 149V148H52ZM55 149V148H54ZM61 149V148H60ZM83 149V151H86V150H84ZM93 149H95L94 147H93ZM104 149V148H103ZM108 149V148H107ZM118 149V148H117ZM124 149V150H125ZM129 149H126V151L128 152V150ZM139 149V150H140ZM39 150V149H38ZM72 150H73V148H72ZM89 150H90V148H89ZM114 150H116V149H114ZM123 150V151H124ZM133 150H135V149H133ZM139 150H138V152H139ZM54 151V150H53ZM76 151V150H75ZM75 151H73V152H75ZM92 151H94V150H92ZM118 151H122V149L120 150H118ZM58 152H60L59 150H58ZM77 152V151H76ZM79 152V151H78ZM81 152V151H80ZM100 152V151H99ZM103 152V151H102ZM105 152H106V150H105ZM129 152H133L132 150H129ZM134 152H136V151H134ZM141 152H143V151H141ZM23 153V152H22ZM26 153V152H25ZM54 153V152H53ZM63 153V152H62ZM81 153H83V152H81ZM85 153V152H84ZM97 154H99L98 152H96ZM109 153H111V152H109ZM109 153L108 154H106L107 156L109 155ZM50 154V153H49ZM86 154V153H85ZM89 154V153H88ZM102 154V153H101ZM52 155V154H51ZM54 155H55V153H54ZM54 155H52L53 157H54ZM76 154H74V156H75ZM95 155V154H94ZM112 155H114V154H112ZM111 155V156H112ZM72 156H73V154H72ZM72 156H71V158H72ZM96 156V155H95ZM117 156V155H116ZM120 156V155H119ZM62 157V156H61ZM65 157V156H64ZM100 157V156H99ZM118 157V156H117ZM121 158H122V155L120 156ZM123 157H124V155H123ZM125 157H129V156H125ZM68 158V157H67ZM70 158V159H71ZM75 157H73L72 159H74ZM79 158V157H78ZM140 158V157H139ZM186 158H197L198 160H197V162H194V164L191 166V167H189V169H182V170H180V169H173L172 171H169V172H167V173H164L162 170H163V167H165V166H168V165H170V164H175L176 162H179V161H182V160H185ZM55 159H60V158H58V156L57 157H55ZM69 159V158H68ZM81 159V158H80ZM118 159V158H117ZM48 160V161H49ZM60 160H63V158H61ZM60 160H59V162H60ZM66 161H67V159H65ZM63 161V162H66V161ZM90 160V159H89ZM88 160V161H89ZM96 160V159H95ZM103 160H105V159H103ZM126 160V159H125ZM71 161V160H70ZM77 161V160H76ZM76 161H73V162H76ZM112 161V160H111ZM139 161V160H138ZM62 162V161H61ZM83 162V161H82ZM96 162V161H95ZM71 164L70 165H72V162H70ZM78 163H80V161H78ZM91 163V162H90ZM101 163V162H100ZM133 163V162H132ZM77 163H75V165H76ZM84 164V163H83ZM85 164H86V162H85ZM94 164V163H93ZM97 164V163H96ZM118 164V163H117ZM68 165V164H67ZM82 164L80 163V164H77V166H81ZM88 165V164H87ZM123 165V164H122ZM122 165H120L121 167H122V169H124L123 167H125V171L126 170H130V171H132V169L133 170H138V169H141V166L139 165V167H138V165H136V166H130L129 167V165H128V168H126V166H122ZM133 165V164H132ZM74 166V165H73ZM83 166V165H82ZM81 166V167H82ZM89 166V165H88ZM93 166V165H92ZM102 167H103V165H101ZM99 166H96V167H94L93 166V168L94 169H100L101 168V170L102 169H104V167H106L105 165H104V167L102 168V167H99ZM111 167V166H110ZM121 167H119V169L121 168ZM132 167V168H131ZM137 167V168H136ZM87 168H91V166H89V167H87ZM92 168V169H93ZM116 168V166L114 167V168H112L111 167V169L112 170H110V168H107L108 170H110V171H116L117 169H115ZM131 168V169H130ZM106 169V168H105ZM106 169V170H107ZM113 169H115V170H113ZM118 169V171H122V169H120L119 170ZM87 174V173H86ZM88 176H90V174H88ZM104 177H106L107 178V176L105 175ZM131 177V176H130ZM145 177V176H144ZM199 177H202L204 180H205V182H206V186H204V188L203 187H200L199 185L200 184H198L197 182H196V179H198ZM106 178H104V179H106ZM94 179V180H95ZM200 180V179H199ZM202 180V179H201ZM200 180V181H201ZM38 185V184H37ZM261 186V187H262ZM36 187V186H35ZM43 187V186H42ZM260 187V188H261ZM40 188V187H39ZM264 193V192H263ZM47 195L46 196H48V193H46ZM71 195V197H68V198H66L67 196L66 195ZM256 194V193H255ZM258 194V193H257ZM45 195V194H44ZM259 195V194H258ZM50 196V195H49ZM256 196V195H255ZM261 198V197H260ZM19 199V198H18ZM259 199V198H258ZM13 200V199H12ZM30 200H31V198H30ZM16 202H19V201H16ZM251 202V201H250ZM21 203V202H20ZM252 203H253V201H252ZM17 204V203H16ZM182 204V205H181ZM253 204H255V203H253ZM181 205V206H180ZM251 205V204H250ZM256 205V204H255ZM1 206V205H0ZM20 206H21V204H20ZM257 206H258V204H257ZM260 206V205H259ZM6 207V206H5ZM183 207V208H182ZM254 207V206H253ZM253 207L251 206L250 208L251 209H253ZM259 208V207H258ZM263 209H264V206L262 207ZM254 210V209H253ZM133 211H139L138 213H136L135 215H133L132 214V212ZM183 211V212H184ZM252 211V210H251ZM179 213V212H178ZM184 213V214H185ZM193 213V212H192ZM206 213V214H207ZM144 214H147V215H144ZM149 214V215H148ZM195 214V213H194ZM208 214H207V216H208ZM252 214V213H251ZM255 215H256V213H254ZM253 214V215H254ZM258 214H260V216H264L263 214L261 215V212L259 213V211H258V213H257V215ZM210 215V214H209ZM249 215V214H248ZM259 216H257V218H258ZM253 218H254V216H253ZM255 218H256V216H255ZM256 218V219H257ZM6 220V219H5ZM183 220L184 221H187L188 220V218L187 217H184L183 218ZM258 220H260V219H258ZM253 222V221H252ZM3 223V222H2ZM6 223V222H5ZM8 223V222H7ZM6 223V224H7ZM124 224H126V223H128V222H123ZM138 223V222H137ZM259 223V222H258ZM263 223H264V221H263ZM162 224V223H161ZM211 226V228L210 229H208V227H205V226ZM251 225V224H250ZM6 226V225H5ZM7 226H9V225H7ZM194 228H195V226H194ZM65 229V228H64ZM162 229H163V227H162ZM165 229V228H164ZM196 229V228H195ZM264 229V228H263ZM123 230H125V229H123ZM130 230V229H129ZM134 230V231H133ZM133 230H131V233L132 232H135V229L133 228ZM190 230V229H189ZM44 231V230H43ZM105 231V230H104ZM109 231V230H108ZM113 231V230H112ZM119 231H121V229L119 230ZM137 231V232H138ZM149 231V232H148ZM191 231V230H190ZM261 231V230H260ZM130 231H126V233H128V235L129 234H131V233H129ZM245 232H246V234H245ZM121 233V232H120ZM126 233H125V235H126ZM150 233H153V234H150ZM249 233H251V232H249ZM252 233H254V232H252ZM262 233V232H261ZM32 234V233H31ZM30 234V235H31ZM33 235V234H32ZM133 235V236H132ZM132 235H129V236H132V237H130V238H133L134 239V234H132ZM164 235V236H163ZM250 235H252V234H250ZM249 235V236H250ZM121 236V235H120ZM153 236H154V238H153ZM84 237V236H83ZM87 237V236H86ZM108 237V236H107ZM106 237V238H107ZM122 237V236H121ZM121 237H120V239H119V241H118V239H116V243L117 244H120V242H123L124 241V239H123V237H122V239H121ZM128 237V236H127ZM251 237H253V236H251ZM75 238V237H74ZM92 238V237H91ZM104 238V237H103ZM110 238V237H109ZM154 240H152V239ZM261 239H262V236L260 237ZM78 239H80V238H78ZM89 239V238H88ZM112 240L114 239L113 238V236H112V238H111ZM111 239H107V241H101L100 243H103V242H108V241H110L109 242V244L111 245ZM148 239H149V242H148ZM248 239H250V238H248ZM47 240V239H46ZM64 240V239H63ZM73 240V239H72ZM81 240V239H80ZM79 240V241H80ZM121 240V241H120ZM129 241L131 240V239H128ZM145 240V241H144ZM65 241V240H64ZM67 241H69L68 239H67ZM75 241V240H74ZM77 241V240H76ZM83 241V240H82ZM97 241V240H96ZM129 241H128V243H129ZM153 241V242H152ZM244 241H245V239H243V244H245L244 243ZM46 242H48V241H46ZM66 242V241H65ZM86 242V241H85ZM89 243H90V241H88ZM92 242V241H91ZM95 242V241H94ZM119 242V243H118ZM125 242V241H124ZM123 242V244H125ZM134 242V241H133ZM251 242V241H250ZM259 242V241H258ZM258 242H256L255 241V243L257 244ZM260 242H262V241H260ZM42 243V242H41ZM81 243V242H80ZM99 243V244H100ZM61 244V243H60ZM63 244V243H62ZM70 244V243H69ZM109 244H107L106 243V247H107V245H109ZM112 244H113V242H112ZM122 243H121V246L123 245ZM251 244V243H250ZM250 244H248V246L250 245ZM262 244H263V246H264V242H262ZM43 245V244H42ZM83 244H81V246H82ZM86 245V244H85ZM102 245V244H101ZM104 245H105V243H104ZM140 245H142V246H140ZM245 245H247V243L245 244ZM258 245V244H257ZM116 245L115 244H113V245H111V247H115ZM250 246H252V245H250ZM249 246V247H250ZM259 246H261V245H259ZM41 247H43V246H41ZM84 247V246H83ZM93 247V246H92ZM104 247V246H103ZM110 247V248H111ZM123 247V246H122ZM258 247V246H257ZM54 248V247H53ZM65 248V247H64ZM63 248V249H64ZM77 248H78V246H77ZM119 248H121V249H119ZM228 248H230V247H227V249ZM232 248H234V247H232ZM253 248H255L254 246H253ZM43 249V248H42ZM49 249V248H48ZM67 249V248H66ZM80 249V248H79ZM78 249V250H79ZM94 249V248H93ZM122 249H124V251L122 250ZM248 249V248H247ZM250 249H251V247H250ZM260 249H261V247H260ZM262 249H264V247L262 248ZM45 250V249H44ZM72 250V249H71ZM77 250V251H78ZM95 250V249H94ZM94 250H93V254H94ZM113 250V249H112ZM121 250V251H120ZM230 250V249H229ZM255 249H253V251H254ZM257 250H259V249H257ZM256 250V251H257ZM27 251V250H26ZM54 251H57V250H54ZM75 251V250H74ZM74 251L72 250V252H73V254H74ZM88 251V250H87ZM92 251V250H91ZM90 251V252H91ZM100 251V250H99ZM123 251V252H122ZM248 251V250H247ZM262 251H264V250H262ZM35 252H38V251H35ZM39 252H41V250L39 251ZM43 252V251H42ZM41 252V253H42ZM45 252H48V250L47 251H45ZM49 252H51V250H49ZM64 252V251H63ZM241 252L243 253V251H241L240 250V253H237V254H241ZM255 252V251H254ZM260 252V251H259ZM258 252V253H259ZM61 253H62V251H61ZM81 253V252H80ZM92 253V252H91ZM124 253V254H125ZM249 253V252H248ZM252 253V252H251ZM37 254V253H36ZM35 254V255H36ZM43 254V253H42ZM42 254H40V255H42ZM47 254V253H46ZM76 254L78 255V253L76 252ZM100 254V252H98V255ZM103 254V253H102ZM223 254V253H222ZM225 254H227V252L225 253ZM250 254V253H249ZM253 255H254V253H252ZM252 254H250V255H252ZM255 254H256V256L254 257V258H250L251 260L253 259V261L255 260V258L259 255V254H257L256 252H255ZM31 255H33V254H31ZM39 255V254H38ZM44 255V254H43ZM42 255V256H43ZM51 257H52V254H49ZM48 255V256H49ZM68 255V254H67ZM75 255V254H74ZM76 255V256H77ZM82 255H84V253H82ZM101 255V254H100ZM213 255V254H212ZM248 255V254H247ZM260 255H262V258L264 257L263 255H264V253L263 254H261L260 253ZM44 256H46V255H44ZM49 256V257H50ZM57 256V255H56ZM65 256V255H64ZM71 255H69V257H70ZM73 256V255H72ZM104 256V255H103ZM101 257L102 258V260H103V258L104 257ZM109 256V255H108ZM107 255H106V257H108ZM222 256V255H221ZM234 256V255H233ZM239 256V255H238ZM249 256V255H248ZM248 256H246V258L245 259H247V257ZM30 257V256H29ZM29 257H28V259H29ZM32 257V256H31ZM34 257V256H33ZM50 257V258H51ZM77 257H80V256H77ZM85 257V259H86V257L87 256H84ZM98 257H100V256H98ZM250 257V256H249ZM248 257V258H249ZM253 257V256H252ZM35 258V257H34ZM37 258V257H36ZM36 258H35V260H36ZM56 258V257H55ZM55 258H52L53 260H55ZM61 258V257H60ZM62 258H63V256H62ZM75 258V257H74ZM81 259H82V257H80ZM109 258V257H108ZM107 258V259H108ZM131 258V259H130ZM238 258V257H237ZM239 258L241 259V257L239 256ZM258 259H259V256L257 257ZM256 258V259H257ZM27 259V258H26ZM27 259V260H28ZM43 260H44V258H42ZM47 259H49V258H47ZM50 260V261H53V260ZM58 259L59 258H57L56 260L58 261ZM68 259V258H67ZM78 259V258H77ZM77 259H75V260H77ZM84 259V258H83ZM89 259L90 258H88V260H83V261H89ZM96 259H97V257H96ZM105 259V258H104ZM112 260H113V258H111ZM127 259V258H126ZM242 259H243V257H242ZM249 259V260H250ZM55 260V261H56ZM108 260H110V258L108 259ZM114 260H115V257H114ZM124 260V259H123ZM250 260V261H251ZM259 260H262L261 258L259 259ZM21 261H22V259H21ZM45 262H47L48 260H46V257H45V260H44ZM56 261V262H57ZM60 261V260H59ZM64 261H65V258H64ZM70 261H73V259H71ZM78 261H80V260H78ZM111 261V260H110ZM125 261V260H124ZM127 261H125V262H127ZM244 261V260H243ZM256 261V260H255ZM6 262V261H5ZM18 262V261H17ZM24 262V261H23ZM55 262V264H58V263H56ZM82 262V261H81ZM100 262H101V260H100ZM99 262V263H100ZM103 262V261H102ZM114 262V261H113ZM112 262V263H113ZM125 262H124V264H125ZM235 262H237V261H235ZM234 262V263H235ZM238 262H239V259H238ZM237 262V263H238ZM242 261L240 260V262L239 263H241ZM258 262V261H257ZM21 263V262H20ZM41 263V262H40ZM64 263V262H63ZM98 262H97V264H99ZM105 263V262H104ZM111 263V264H112ZM115 263H116V261H115ZM129 263H126V264H129ZM213 263V262H212ZM224 263V262H223ZM238 263V264H239ZM259 263V262H258ZM4 264H6V263H4ZM14 264V263H13ZM42 264V263H41ZM59 264H60V262H59ZM65 264H69V263H67L66 261H65ZM72 264V263H71ZM76 264V263H75ZM105 264H107V262L105 263ZM120 264H122V263H120ZM209 264H210V262H209ZM214 264V263H213ZM243 264V263H242ZM246 264H248V263H246ZM249 264H251V263H249Z\"/></svg>","mask_w":264,"mask_h":264}]
</instances>
